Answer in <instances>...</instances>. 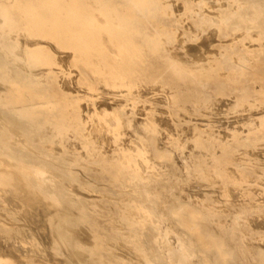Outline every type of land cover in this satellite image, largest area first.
Returning a JSON list of instances; mask_svg holds the SVG:
<instances>
[{"label":"rangeland","instance_id":"374dc122","mask_svg":"<svg viewBox=\"0 0 264 264\" xmlns=\"http://www.w3.org/2000/svg\"><path fill=\"white\" fill-rule=\"evenodd\" d=\"M79 1L81 3H83L85 10H87V11L91 10V7L88 4L87 0H86V2H84V0H79ZM101 1L104 2V4L112 6L114 12L117 14L118 18L121 21L120 25H119V29H121L123 31V34H125L127 37H129V39L131 40L133 45H136L138 47L137 48V52H138L137 54L138 55L133 56L134 59L132 58L130 61L132 63H128V65L131 67V71H132L131 76L129 77V81L131 80V78H133L134 80L132 79V82L146 83L147 85H153L156 82L157 83L160 82L159 84H161L165 87L171 88V90L173 92L174 101L172 100L169 104H166V105L155 104L154 105V107L156 108L155 113L156 114H163L164 115L163 121L169 117L170 120L168 118L167 121H165V122H168V121L170 122V123L168 122L169 129L172 127L170 130H172V132H174V134L179 133L178 137H180V138L175 137L176 140H174V137H172V134L170 132V133H168V135L171 134V136L169 135V137H168V135H166L165 138L161 140V143H160V139L157 140L155 138L151 139L149 143L147 142L146 147L147 148L151 147V148H149V152L150 151L152 152V153L151 152L149 153V157H150L149 161L151 164H154L156 162L154 165L157 164L156 166L159 170L157 169V170L153 171V173H152V170H145L144 171V174H145L144 180H142L141 176L136 174L134 171L132 172V170L129 166H127V167L122 166V167H120L121 169L120 168L117 169V167L111 166L110 164H108V166L106 167L107 164L98 161L100 158L99 155L102 156L103 149L106 145L105 142L107 140L105 141L106 136H104L105 135L104 132L106 133L107 128L105 125H103L104 123L103 124L100 123L101 124L100 125L99 123H96V122L94 123L95 127H92L94 124L93 125L89 124L90 127H87V126H89L88 123H82L81 122L82 120L79 117L81 114H85V111L87 112L88 111L87 108H89L91 105H88L89 106L88 107L87 103H84L87 106L86 107L84 104H83L84 106L82 105L84 107V110L82 109L83 107H79V105L75 106V105L79 104L76 97L73 96V94L70 95L68 93H65L64 91H63L64 93H61L62 89L61 88L59 89V85L55 81H52L50 79V77L48 79V82H46L45 84L36 85L34 89L27 90V93L34 91L35 95L44 96L45 99L56 101V105L52 106L51 108L49 106H41L44 109H46L47 107L50 108L48 110V113L46 115H44L45 120L47 119L45 121L46 125H44V129L33 130V131L28 130V132H27V130L21 128V124L19 125V122L17 121L18 122L17 123L16 119H15V121H13L14 120L13 118H9L7 115L4 116V115L0 114V124H3V125H0V170H2V171L4 170L3 172L7 173V175L10 178V181L7 184H0V201H1L0 202V218H8L10 220V223H12L11 224L12 227L11 226L6 227L5 231H8V234L10 235L6 241H4L2 239L3 234H2V232H0V245H2V247L0 246V248L3 249L4 247H6V249H10L11 248L10 246L12 245L11 251L14 252L15 254H18L15 252L17 249V251L20 254V255L18 254L17 256L16 255L14 256V254L10 251L11 254L15 257L16 260L14 259V261H16V262H14L12 260L13 256H10L11 258H5V259L0 258V263L1 264H15V263L18 264L19 262L17 260H19L20 262H22V264H42V263L43 264H52V263L53 264H55V263L59 264L61 262H62V264H65V263L66 264H84L85 262H86L85 264H89V263L90 264H93V263H95V264H108L106 262H109V261H110L109 264H128V263L129 264H140V262L138 260L142 261L143 260L142 258H145L148 261H151L153 259L160 261V254L159 253L164 250L165 243L167 242V241H165V238H164L163 234H161V233L164 230V228L170 224L171 227L173 226L172 228L175 227L174 231L176 232V237L179 238L185 244L186 248L190 252H192L195 255V257L200 261H203L205 259V260H208L214 264H220L219 263V258H220V260L224 261V264H228V263L229 264H239V263L240 264H251V263L252 264H259L258 262L262 258H264V245H263L264 244V237H263L264 236V227H263L264 224H262V222H260L264 218V202H263L264 198L261 199L262 197H264V186H263L264 180H261V179H264V154H263L264 153V136H263L264 135V128H263L264 127V106H263V104H264V96H263L264 95V79L255 80V79H253L251 73H252V71L259 68L260 62L264 60V0H256V1H254V0H242V1L241 0H229V1L228 0H209V2H208V0H204V1L203 0H194L195 2L193 0L192 1L191 0H173V1L172 0L171 1L170 0H101ZM255 2H258L259 6H256ZM185 3H186V5H185ZM178 4H180V5L178 6ZM207 4L208 5L210 4V5L205 7ZM211 4H212V6H211ZM213 5H214V7H213ZM180 6H181V8H180ZM195 6H196V8H195ZM191 8H193V9H191ZM174 11H175V13H174ZM216 12H218V13H216ZM203 21L206 25L203 23ZM6 26H7L6 19H4L3 17H0V42L2 43V44L0 43V51H2V52L5 51L6 49H11V48H9L10 44L8 43V41H9L10 37H8L9 35L6 31V28H7ZM231 26H232V28H231ZM1 29L4 30L5 32H2ZM184 30H187V31H184ZM221 31H223V32H221ZM159 32H161V33H159ZM212 32L214 34L216 33L215 38H214L215 35L212 34ZM178 33H179V35L180 34L181 35L179 36ZM197 33L199 34V36ZM207 34H210V36L209 35L207 36ZM211 35H213V36H211ZM6 37L8 40H6ZM199 37H200V39H199ZM208 37L209 38L212 37L213 39L212 38L208 39ZM235 38H236V40H235ZM161 41L162 42L164 41V43H162ZM176 41L179 42L180 44L177 43ZM197 41H198V43H196ZM202 41L206 42V43H204V42L201 43L202 45L203 44L206 45V44L211 43L210 45L205 46L207 51L205 50L204 45L202 46L201 44H199ZM238 41H240V42H238ZM233 42H236V43H233ZM198 44H199V47H198ZM252 46H254V47H252ZM183 47H184V49H183ZM185 47L188 48V51ZM256 47H257V49H256ZM196 48H197V50L200 49V52H199V50L198 51L195 50ZM177 49L180 51H178ZM192 49L195 51H193ZM12 50H14V49H12ZM196 51H197V53H196ZM209 51H210L211 55H210ZM174 52L176 54H173ZM198 52L200 53V55H198ZM205 52L208 54H206ZM248 52L250 54H248ZM204 53H205V55H204ZM51 54H52L51 55L52 57L56 56V54H54V53H51ZM192 54H194V55H192ZM68 56L67 57L65 56L66 60H64L65 59L64 56H62V58H61V59H63V62L64 61L66 62V64L68 62L66 67L69 66V63H70V61H68V60H70ZM177 56H178V58H177ZM58 57H61V56H58ZM199 57L201 58L200 61H199ZM67 58H68V60H67ZM218 58H219V60H218ZM137 59H139V60H137ZM179 59H181L180 62L176 61ZM182 59H184L185 61L183 62ZM190 60H191V62L188 63V61H190ZM202 61H204V63ZM143 62H145V64H143ZM177 62H179V63H177ZM64 63L62 64L63 66H65ZM182 63L184 65H182V68H181L180 66ZM161 65H162V67H161ZM7 66L8 67H10V66L15 67V64L11 63V61L9 59L4 58L3 56L1 57V54H0V69H2L3 67H7ZM164 66L167 68V70ZM145 67H146V69H145ZM249 67H251V68H249ZM206 70L208 73L206 72ZM69 72L70 73L68 74V78H70V79L68 80L69 81L68 84L71 83V81H72V83H74L75 78H72V77H75L74 76L75 74L72 75L73 74L72 71H69ZM217 72H219V74ZM139 73H140V75H139ZM142 73L145 75H143ZM138 76H143V77L145 76L146 79L143 77L138 78ZM22 78H23V76L19 75V79H22ZM210 78H212V80ZM2 83H3V80H2V77L0 76V85ZM255 83H256V86H255ZM177 87H179V88H177ZM260 88H262V89H260ZM174 91L175 92L177 91V92L175 93ZM186 92H187V94H186ZM193 92H194V94H193ZM258 93L262 96H260ZM175 96H178V97L175 98ZM173 97H172V99H173ZM192 97H194V98H192ZM240 97H242V98H240ZM254 97H255V99H254ZM262 97H263V99L260 100ZM68 98H69V100H68ZM135 98L138 102L137 103L138 105L139 104L140 105H142V104L147 105V103L149 104L151 102V100L148 99L147 97H143L140 95L135 96ZM257 98H259V99H257ZM140 99H142V100H140ZM139 100L141 103L139 102ZM147 100H149V101H147ZM190 100H191V102H190ZM40 101H42V100H40ZM142 101H143V103H142ZM176 101H177V103H176ZM222 101H224V102H222ZM74 102H76V103H74ZM98 102H100L99 105L104 104V101H102V100H100ZM221 102L223 103V106H222ZM220 103H221V105H220ZM229 103H231V104H229ZM177 104L178 105L181 104L182 108L180 105L178 106ZM206 104L208 106L211 105L209 109L206 106ZM213 104H214V106H213ZM238 104H239V106H238ZM159 105H161V106H159ZM176 105H177V107H176ZM204 105H205V107H204ZM216 105L218 106L217 108L220 110V112H218V114L221 113L220 116H218V114H215V113H217L216 111H218V109L215 107ZM260 105H262L261 108H259ZM71 106H73L72 109H71ZM219 106H221L222 108ZM169 108H171V109H169ZM174 108H176V109L178 108L179 111H178V109L176 110ZM180 108H181V110H180ZM78 109H80V110L78 111ZM183 109H184V111H183ZM206 109L208 110V112ZM142 110H143L142 108H139L138 114H141ZM160 110H161V112H160ZM167 110H168V112L165 113ZM169 110L171 111V114H168V113H170ZM203 110L206 112H204ZM245 110H246L247 114L244 113ZM69 111H71V112H69ZM72 111H74L75 113ZM76 111H78V112H76ZM163 111H164V113H163ZM259 111H260V113H259ZM72 113H74V114H72ZM78 113H80V114H78ZM200 113L201 114L203 113V114L201 115ZM207 113H209V116ZM212 113L215 114V116ZM245 114H246V118H244ZM186 115H187V118H185ZM211 115H213L214 117ZM238 116L240 119L239 122H238ZM206 117H208V118H206ZM232 117H233V119H235V117H236V119L233 121ZM181 118H182V120H181ZM194 118H196V119H194ZM217 118H219V120ZM222 118H224L225 120H223ZM251 118H252V121H250ZM188 119H190V120H188ZM199 119L200 120L205 119V120H202V122H200ZM214 119L218 120L220 123H223V124H226V122L229 124V122H230V125L228 127V124H226V125H224L225 127L223 126L224 128H222L223 124H220L218 121L214 122L215 121ZM66 120H68V121H66ZM193 120H196V121L194 122ZM206 120H208V121H206ZM204 121H206L208 123H206ZM171 122H173V123H171ZM81 123H82V125H80ZM190 123H191V125H190ZM234 123L236 125H234ZM238 123L241 125H237ZM96 124L97 125L99 124V125L96 126ZM166 124L167 123L163 122L164 126ZM193 124L196 126H194ZM69 125H71V126H69ZM102 125L105 127L102 128L103 127ZM168 125L165 126V128H167V129L164 128L165 131L168 130ZM200 125H201V127H200ZM202 125H204V126L206 125V126L203 127ZM213 125L214 126L217 125L220 128L218 127V130H217V127H214ZM242 125H243V128H242ZM256 125H257V127H255ZM239 126H240V128H239ZM75 127H76V129H74ZM86 127H87L88 132L85 129ZM97 127H101L100 129L98 128L99 131L98 130L97 131L100 132L99 133L100 136L101 137L103 136L105 139L103 137L102 138L100 137L99 139L98 138L96 139L97 141L95 140V138L97 136H99V134L95 130V129H97ZM181 127H182V129H181ZM183 127H185V128H183ZM17 128H19L20 130H18ZM88 128L90 131L88 130ZM173 128L176 131H174ZM10 129L13 131V133L10 132L11 131ZM192 129L194 132L192 131ZM198 129L200 131L203 129L202 132L205 129H207V131H210V133L212 134V136L210 137L211 139L209 137H206V136L200 137V131H198ZM213 129H214V131H213ZM238 129H240L241 131ZM17 130L19 131V133H17L18 132ZM91 130L92 131L94 130L95 133H97V134H95V133L93 134L94 131L92 132ZM100 130H102V132ZM29 131H30V133H29ZM221 131L224 132L223 133L224 135L221 134L222 133ZM214 132H217V133L215 134ZM28 133H29V135H28ZM218 133L222 137L220 135L218 137ZM15 134H17V137L15 136ZM102 134H104V135H102ZM194 135H196V136H194ZM94 136H96V137L94 138ZM213 136H215V137L217 136V137L214 138ZM257 136H259V137H257ZM33 137H35V138H33ZM202 138H203V140H202ZM206 138H207V140H206ZM101 139L104 140V143L102 142V145L98 144V143H101V141H103ZM19 140H21L23 142V144ZM76 140H78V141H76ZM156 140H157V142H156ZM81 141L83 143H81ZM164 141L165 142L168 141L167 142L168 145H166ZM69 142H71L72 145L68 144ZM74 142H75V144H79V142H80V144L75 145ZM96 142H98V143H96ZM30 143L32 145H30ZM63 143L71 145L70 148H69V146L67 147V145L65 146V144L63 145ZM163 143H164V145H163ZM97 144H98V147H97ZM170 144H171V146H170ZM75 146L77 147V149H79L78 146H80V149L77 150ZM161 146H165V147L162 148ZM198 146H200V147H198ZM204 146H206V148ZM52 147L54 149H56V147H57V150H56L57 152ZM48 148H49V150H48ZM72 148H73V150H72ZM91 148L96 150V154H94V156L92 155L93 153L91 152ZM156 148H158V150ZM207 148H209V149H207ZM216 148H219V149H216ZM89 149H90V151H89ZM201 149L203 151H201ZM29 150H30V152H29ZM210 151H211V153H210ZM215 151H218V152L215 153ZM247 151L251 154L247 153ZM244 153H245V155H244ZM257 153L259 154V156ZM204 154L205 155L207 154V155L204 157ZM223 154H225V155H223ZM238 155H239L240 160H238L239 158H237ZM212 156L214 158H212ZM94 157L98 158V159H97V161L93 162L92 160H96ZM195 157L198 159H196ZM229 158L231 159V161H229L230 160ZM242 158H244V159H242ZM62 159H64V160H62ZM194 159H196V160H194ZM252 159L254 161L255 160L256 161L254 162ZM244 160L246 163L251 162L250 163L251 165L246 164L244 162ZM259 161H261V162H259ZM137 162H140V161H137ZM159 163H160V165L158 166ZM178 163L180 165H176ZM256 163H258V164H256ZM83 164H85V165H83ZM102 164H104L105 167L102 166ZM233 164H235V165H233ZM238 164H240V165L243 164V165L240 166ZM186 165H189V167ZM213 165H215V166H213ZM220 165H221V167H219ZM246 165H247V167H246ZM81 166H82V168H81ZM225 166H226V168H225ZM11 168L13 171L11 170ZM105 168H106V170H105ZM115 168H116V170H114ZM198 168L199 169L201 168V169L199 170ZM209 168H210V170H209ZM227 168L230 170L228 171ZM182 169H183V171H180ZM80 170H82V171H80ZM96 170H98V171H96ZM99 170H101V172ZM235 170H238V171H235ZM255 170H257L258 173H256ZM171 171H173V172H171ZM192 171H193V173H192ZM207 171H209V172L212 171L213 173L210 172L211 173L210 174ZM128 172H132V179H133L132 185H128V184H125L123 182H119L117 180L119 177L125 176L126 173H128ZM157 172H159V173H157ZM229 172H230V174H229ZM225 173L227 175H224ZM10 174H12V178H11ZM47 174H48V176H47ZM114 174H115V176H114ZM253 174H254V176H253ZM258 174H260V175H258ZM117 175H118V177H117ZM155 175H156V177H155ZM209 175L213 179L211 178V180H210ZM70 176L73 178H71ZM93 176H94V178H93ZM248 176H249V178H248ZM77 177H79V178L81 177V178L79 179ZM221 177L223 178L222 180H221ZM238 177L240 180H243V181L240 182V180L237 179ZM225 178H227V179H225ZM45 179H47V180H45ZM114 179H115V181H114ZM202 179L204 181V182L202 181L204 184L201 182ZM251 179H252L253 183H252ZM170 180H171V182H169ZM190 180L192 181V183ZM233 180L235 181V183H233ZM107 181L108 182L110 181V182L108 183ZM212 181H213V184H211ZM258 181H259V184H257ZM215 182H216V184H215ZM193 183H196V184L194 185ZM197 183L201 184L202 187L203 186L204 187L202 188L199 185L198 189H197V185H198ZM211 185L213 186V188H209V187H212ZM234 185L236 186L237 189L236 188L234 189V187H235ZM241 185H243V186H241ZM184 186H185L186 190H185V188L182 189V187H184ZM229 186L230 187L234 186L232 189L235 190L236 192L231 191L232 189ZM251 186H254V187H251ZM110 187H111V189H110ZM193 187H194V189H193ZM199 187H201V188H199ZM189 188H190V190H189L190 193H188ZM238 188L239 189L241 188L240 189L241 191ZM214 189H215V191H214ZM259 189L261 190V192ZM3 190H5V191H3ZM229 190L231 191L232 194L230 193ZM93 191H95V192H93ZM208 191H209V193H208ZM26 192H27V194H26ZM193 192H196V193H193ZM200 192H203L202 195ZM226 192H228V193L226 194ZM132 193H134V194H132ZM161 193H163V194H161ZM182 193L185 195L188 194V197L185 195H182ZM249 193H250V195H249ZM33 194H34V196H33ZM121 194H122V196H121ZM189 194H191L192 196ZM240 194H243V195H240ZM151 195H152V197H151ZM162 195L165 197V199H163ZM198 195H199V199H198ZM208 195H210V196H208ZM229 195L233 196V197H230ZM238 195H240V196H238ZM96 196H97V199H96ZM110 196H112L113 198ZM120 196L122 197V199L123 198L124 199L126 198V199L125 200L123 199V201H121L122 199ZM183 196H185L187 199L185 197L183 198ZM235 196H237L238 198L240 197V198L236 200L237 197L235 198ZM241 196L246 197V200L244 197H243L244 198L243 199ZM40 197H41V199H40ZM118 197H119L120 201L118 200L117 202H119L120 204L117 203L116 200L114 201V199H117ZM159 197H161L162 199H160ZM166 197H168V198H166ZM193 197H196V198H193ZM200 197H202V198L204 197V199H203L204 201ZM249 197L251 198V202L253 203V205L250 202H248V201H250ZM129 198H131L130 202H129ZM205 198H206V200H205ZM217 198H219V199H217ZM241 198H242V201H240ZM17 199L20 201H18ZM210 199H212V200H210ZM228 199H229V201H228ZM260 199L263 201L261 202ZM75 200H76V202H75ZM163 200L167 203L165 204V202ZM197 200L198 201L200 200V201L197 202ZM215 200L216 201L218 200L219 202L218 201L217 202L220 203L221 205L220 204L218 205V203H216ZM244 200H245V202H244ZM41 201H43V202H41ZM92 201H93V203H92ZM131 201H133V204ZM183 201H185V202H183ZM255 201H256V203H255ZM257 201L259 203H257ZM95 202H99V204L95 203ZM173 202H175L176 204H174ZM205 202H207V203H205ZM228 202H231L230 204L232 206H229L230 204ZM43 203L45 205H43ZM73 203H75V204H73ZM200 203H202V204H200ZM224 203L226 205H224ZM31 204H32V206H31ZM109 204H111V207H113V208H111ZM129 204H131V205H129ZM198 204L201 206V208ZM207 204L209 205V207ZM222 204H223V206H222ZM245 204L247 206H245ZM92 205H94V206H92ZM158 205L160 207H158ZM191 205H192V207H190ZM30 206H31V208H30ZM99 206H100V208L104 206V208L100 209V208H98ZM138 206H139V208H138ZM216 206H217V208H220V207L221 208L217 209ZM224 206H225V208H223ZM196 207H197V209H196ZM248 207L250 209H248ZM35 208H36L37 213L35 212ZM53 208L55 209V211ZM110 208H111L112 213L109 210ZM188 208L194 209L197 212V214L193 218L194 226L191 227V229L188 226H186V224H184V220H181V219H185L187 217L188 214L185 212L188 210ZM198 208H200V211ZM228 208H230L231 210ZM104 209H106V210H104ZM131 209L133 211H131ZM162 209H164V210L166 209L167 211L166 210L163 211ZM207 209H209V210H207ZM215 209H217L218 211ZM237 209H238V211H237ZM39 210H43V211L40 212ZM63 210H64V212H63ZM90 210H91V212H90ZM46 211H48V212L50 211L49 212L50 214ZM147 211L148 212L152 211L157 216L156 217L157 219H153L151 224L149 222L146 223L144 220H142L143 219L142 216ZM202 211L205 213H202ZM209 211H210V213H209ZM216 211L218 212V215H216L217 214ZM220 211H224L226 213L223 212V214H222V212L220 213ZM27 212H28V214H27ZM163 212H166V213L164 214ZM39 213H41L42 216ZM45 213H46V215H44ZM134 213L136 216L134 215ZM82 214H84V215H82ZM116 214H117L118 218H117ZM224 214H226V215H224ZM228 214H231V215H228ZM250 214H252V215H250ZM39 215H40V218H39ZM110 216H112V218H109ZM260 216L262 217L261 219H260ZM33 217H34V219H33ZM60 217H62V218H60ZM105 217H106V219H105ZM181 217H184V218H181ZM237 217L241 221H239ZM250 217L252 220L250 219ZM255 217H256V221H255ZM42 218L44 219V222L46 221L45 222L46 224L42 221L43 220ZM77 218H78V220H77ZM179 218H181V219H179ZM230 218H231V220H230ZM257 218H258V220H257ZM70 219H72V220H70ZM108 219L109 220L111 219V220L109 221ZM140 219H141V222L142 221H144V222L141 223L139 221ZM159 219H160V222H157V221H159ZM234 219H235V221H234ZM35 220H37L38 223ZM119 220H120V222H119ZM31 221H32V223H31ZM40 221H42V222H40ZM126 221H127V224H126ZM137 221H138V223H136ZM168 221H169V223H168ZM238 221L242 224H238L237 223ZM243 221H245V223ZM263 221H264V219H263ZM39 222H40V224H39ZM75 222H77V223H75ZM27 223H29V225ZM113 223L115 224V226ZM121 223L124 227L121 225ZM260 223L262 224L261 225L262 227L261 226L259 227L257 225V224L260 225ZM41 224L44 227V229L41 226ZM93 224L95 226H93ZM128 224L130 226L132 225L133 227H130ZM142 224H144V225H142ZM145 224H146V226H148L150 224L149 225L150 227L148 226L147 228H145L146 227ZM212 224L215 228L213 226H211ZM216 224L218 225V227L215 226ZM45 225L47 226V228H45ZM117 225H119L118 226L119 228H114V227H117ZM120 225H121V227H120ZM195 225H200L198 228H200L199 232H201V233H199L197 231L198 228ZM254 225L258 226L257 227L258 229ZM38 226L40 228H38ZM143 226H144V228H143ZM201 226H203L202 229H201ZM207 226H208V228H207ZM29 227H32L33 230H35V228L37 229V230H35L36 235L34 234V231H32V229H30ZM41 227H42V229H41ZM98 227H99V229H97ZM212 227L214 228V230ZM253 227L255 228V230L253 229ZM0 228L2 231L4 227L1 226ZM47 229L49 230V232H47L48 231ZM208 229L210 231H208ZM215 229H217L216 230L217 232L215 231ZM76 230H78V231H76ZM81 230H83V231L87 230V231L83 232ZM101 230H103V231H101ZM126 230H128V231H126ZM229 230H230V232H229ZM93 231H95L96 233ZM114 231H115V233H114ZM213 231H215V233H216L214 236L210 234L211 232L213 234L214 233ZM257 231H258V233H257ZM70 232L73 234H71ZM103 232H106V233H103ZM108 232H110V235L108 234ZM121 232L123 235L121 234ZM132 232L134 235L132 234ZM196 232H198V233H196ZM233 232H235V233H233ZM125 233L126 234L128 233L127 236ZM204 233L207 234V238H206V235ZM208 233L210 235H208ZM217 233H218V236H217ZM53 234H54V236H53ZM61 234H62V236H61ZM86 234H88V236H86ZM219 234H220V236H219ZM27 235H28V237H27ZM34 235L38 239L36 237H34ZM77 235L81 238H78ZM89 235H90V237H89ZM200 235H202V237H204V235H205L204 239H202V237ZM91 236H92V238H91ZM49 237L52 240H49ZM154 237H155V239H154ZM199 237H201V238H199ZM28 238H30V239L28 240ZM66 238H68V239H66ZM85 238H86V242H84ZM96 238H97V240H96ZM215 238H219L222 241L224 239L225 240L224 242L226 245L224 244V242H222V246L221 245L217 246L218 244L215 243ZM44 239L47 243L44 241ZM83 239H84V241H83ZM87 239L88 240L90 239L89 242H93V243L91 244V243L87 242L88 241ZM152 239H153V241H152ZM205 239H207V240L209 239L210 242L208 243V241ZM212 239H214V240H212ZM38 240H39V242H38ZM203 240H205L206 242L205 241L203 242ZM126 241H127V243H126ZM259 241H261V242H259ZM228 242H229V245L231 244L230 246L228 245ZM233 242H234V244L232 245ZM80 243H83V244H80ZM87 243H89V246H91V248L89 246H87L88 245ZM121 243H122V245H121ZM198 243H200V244H198ZM210 243H212V244H210ZM45 244H48L50 247H48V245H45ZM98 244L100 246H98ZM108 244H110L112 246V248ZM112 244L115 245V247ZM197 244L199 245V247L196 246ZM257 244H258V246H256ZM23 245H24V247H23ZM92 245L94 246V248ZM116 245H118V247ZM247 245H249L250 247ZM262 245H263V247H262ZM27 246H30V247H27ZM209 246H211V247H209ZM18 247L20 248V251H19ZM40 247H42V249ZM134 247H136V248H134ZM230 247H233V250ZM149 248H151V249H149ZM246 248H248L249 251ZM13 249H14V251H13ZM28 249H30V252ZM98 249H100V250H98ZM103 249L106 252L102 251ZM130 250H134V251L131 252ZM236 250H238V251H236ZM111 251L112 252L115 251V252H113L114 255L112 254ZM46 252H48V253H46ZM120 252H121V254H120ZM128 252L130 253L131 258H128L129 257ZM234 252H236V253H234ZM74 253H76V254H74ZM108 253H109V255H107ZM124 253H128V254L126 255ZM220 254H222L221 257H220ZM21 255L24 257H20ZM51 255H52L51 259H50V257H47V256H51ZM121 255H122V257H121ZM123 255H126V256L124 257ZM132 255H134V258L136 260L139 257V259L137 260L138 262H136L134 260ZM235 255L239 260L235 257ZM18 256L21 259L17 258ZM76 256H77V258L78 257L79 258L77 259ZM110 256L112 259L110 258ZM136 256H137V258H136ZM86 257H89V258L87 259ZM94 257H97V258H95V260H94ZM35 258H36V260L37 259H39V260L36 261V260H34ZM84 258H86V259L83 260ZM98 258H100V259H98ZM127 259H129V260H127ZM51 260H52V263H50ZM56 260H58V261H56ZM70 260H72V261H70ZM88 260L90 262H88ZM132 260H134V261H132ZM114 261H117V262H114ZM142 262H141V264H142Z\"/></svg>","mask_w":264,"mask_h":264},{"label":"bare ground","instance_id":"6f19581e","mask_svg":"<svg viewBox=\"0 0 264 264\" xmlns=\"http://www.w3.org/2000/svg\"><path fill=\"white\" fill-rule=\"evenodd\" d=\"M68 1V0H67ZM171 1V0H170ZM173 1V0H172ZM192 1V0H191ZM194 1V0H193ZM204 1V0H203ZM229 1V0H228ZM242 1V0H241ZM254 1H256V0H254ZM253 1V2H254ZM87 2H88V4L90 5V7H91V10H89V11H87V10H85L84 9V5H83V3H81L79 0H76V4H75V12H74V17H70V19L68 20V18L66 17V16H62V15H58V12H54V11H52L53 9H55L56 8V4L54 3V2H51L50 4H49V9H50V12H46V13H41L40 11H37V10H35V9H33V8H30V7H28L29 9V11H27V17H26V19L24 20V19H22L23 21V23L25 24L23 27L25 28V32L24 33H22V34H14V35H10L9 34V29H7V33H8V37H10V38H12L13 40H17L18 41V49H14V50H12V49H6L5 51H0V54H1V57L3 56L4 58H7V59H9L10 61H11V63H14L15 64V67H3L2 69H0V76L2 77V80H3V83L0 85V114H2V115H4V116H6L5 115V111H7V110H9V111H20V112H27V111H32L33 110V107H35V106H49L50 108L52 107V106H55L56 105V101H52V100H48V99H45V97L44 96H40V95H35V92L34 91H31L30 93H27V90H32V89H34L35 88V86L36 85H40V84H45L46 82H48V79H49V77H50V79L52 80V81H55L58 85H59V89L61 88L62 89V92L61 93H68V94H70V95H72L73 94V96H75L76 97V99H77V101H78V103L79 104H77V105H75V106H78L79 105V107H83L85 104L84 103H87V106L88 105H91L89 108H87L88 109V111L86 112L85 111V114H81L79 117L81 118V122L82 123H88V125L90 124V125H93L95 122L96 123H104L103 125H105L106 126V133L104 132V134H102V135H104V136H106L104 139H105V143H106V145H105V147H104V149H103V153H102V156L101 155H99L100 156V158H99V162H102V163H105V164H107L106 165V167L108 166V164H110L111 166H114V167H117V169L118 168H120V167H122V166H129L130 168H131V170H132V172L134 171L136 174H138L139 176H141V178H142V180H144V171L145 170H152V173H153V171H155V170H157L158 168H157V164L156 165H154V164H151L150 163V161H149V159H150V157H149V153L151 152H149V148H151V147H149V148H147L146 147V145H147V142L149 143L150 142V140L151 139H153V138H155V139H160V143H161V140L162 139H164L165 138V136L166 135H168V133H170L171 132V134H172V137H174V140H176V138L175 137H178V135H179V133L177 134H174V132H172V130H170L169 129V125H168V122H165V121H167V119L169 118L167 115L168 114H171V111H170V113H168L166 116L168 117L166 120H164L163 121V117H164V115L163 114H156L155 113V110H156V108L154 107V105L155 104H163V105H166V104H169L172 100L174 101V97H173V92H172V90H171V88H169V87H165V86H163V85H161V84H159V83H155V84H153V85H147L146 83H140V82H132V79L133 78H131V80L129 81V77L131 76V73H132V71H131V67L128 65V63H132V62H130L131 61V59L133 58V56H137L138 54V52H137V46L136 45H133L132 44V42H131V40L129 39V37H127L125 34H123V31L121 30V29H119V25H120V19L118 18V16H117V14L114 12V10H113V8H112V6L111 5H107V4H104V2H102L101 0H87ZM164 2V1H163ZM188 2V1H187ZM195 2V1H194ZM207 2V1H206ZM208 2H209V0H208ZM229 3V2H228ZM240 3V2H239ZM256 3V6H259V4H258V2H255ZM192 4V3H191ZM169 5V4H168ZM180 4H178V6H179ZM185 5H186V3H185ZM210 5V4H209ZM208 4L205 6V7H207V6H209ZM224 5V4H223ZM177 6V7H178ZM182 6V5H181ZM181 6H180V8H181ZM211 6H212V4H211ZM210 6V7H211ZM222 6V5H221ZM220 6V7H221ZM239 6V5H238ZM169 7V6H168ZM193 7V6H192ZM213 7H214V5H213ZM217 7V6H216ZM223 7V6H222ZM225 7V6H224ZM190 8V7H189ZM194 8V7H193ZM193 8H191V9H193ZM195 8H196V6H195ZM174 9V8H173ZM178 9V8H177ZM183 9V8H182ZM153 10V9H152ZM260 10V9H259ZM191 11V10H190ZM196 11V10H195ZM205 11V10H204ZM177 12V11H176ZM180 12V11H179ZM194 12V11H193ZM174 13H175V11H174ZM197 13V12H196ZM207 13V12H206ZM216 13H218V12H216ZM221 13V12H220ZM44 14H48V16H44ZM168 14V13H167ZM177 14V13H176ZM175 14V15H176ZM184 14V13H183ZM195 14V13H194ZM215 14V13H214ZM169 15V14H168ZM167 15V16H168ZM209 15V14H208ZM207 15V16H208ZM212 15V14H211ZM177 16V15H176ZM180 16V15H179ZM233 16V15H232ZM180 18V17H179ZM178 18V19H179ZM189 19V18H188ZM183 20V19H182ZM186 20V19H185ZM204 20V19H203ZM167 21V20H166ZM173 21V20H172ZM187 21V20H186ZM223 21V20H222ZM184 22V21H183ZM207 22V21H206ZM219 22V21H218ZM232 22V21H231ZM3 23V22H2ZM186 23V22H185ZM190 23V22H189ZM200 23V22H199ZM203 23H204V21H203ZM213 23V22H212ZM222 23V22H221ZM196 24V23H195ZM198 24V23H197ZM205 24V23H204ZM214 24V23H213ZM202 25V24H201ZM206 25V24H205ZM227 25V24H226ZM225 25V26H226ZM241 26V25H240ZM7 28H8V26H6ZM205 27V26H204ZM203 27V28H204ZM207 27V26H206ZM184 28V27H183ZM202 28V29H203ZM231 28H232V26H231ZM242 29V28H241ZM2 30V29H1ZM208 30V29H207ZM151 31V30H150ZM184 31H187V30H184ZM224 31V30H223ZM223 31H221V32H223ZM2 32H5L4 30H2ZM173 32V31H172ZM192 32V31H191ZM196 32V31H195ZM203 32V31H202ZM215 32V31H214ZM228 32V31H227ZM257 32V31H256ZM159 33H161V32H159ZM190 33V32H189ZM230 33V32H229ZM235 33V32H234ZM258 33V32H257ZM5 34V33H4ZM198 34V33H197ZM212 34H214L213 32H212ZM216 34V33H215ZM214 34V35H215ZM256 34V33H255ZM178 35H179V33H178ZM181 35V34H180ZM179 35V36H180ZM210 36V34H207V36ZM229 35V34H228ZM158 36V35H157ZM198 36H199V34H198ZM211 36H213V35H211ZM178 37V36H177ZM216 37V35L214 36V38ZM229 37V36H228ZM247 37V36H246ZM249 37V36H248ZM207 38V37H206ZM210 38H212V37H210ZM209 37H208V39H210ZM178 39V38H177ZM199 39H200V37H199ZM203 39V38H202ZM207 39V40H208ZM213 39V38H212ZM227 39V38H226ZM235 40H236V38H235ZM183 41V40H182ZM209 41V40H208ZM212 41V40H211ZM215 41V40H214ZM162 42V41H161ZM177 42V41H176ZM204 41H202V42H200L199 44H201V43H203ZM231 42V41H230ZM238 42H240V41H238ZM1 43V42H0ZM4 43V42H3ZM69 43V44H68ZM162 43H164V41L162 42ZM177 43H179V42H177ZM196 43H198V41L196 42ZM204 43H206V42H204ZM216 43V42H215ZM224 43V42H223ZM233 43H236V42H233ZM250 43V42H249ZM258 43V42H257ZM256 43V44H257ZM260 43V42H259ZM2 44V43H1ZM176 44V43H175ZM180 44V43H179ZM199 44H198V47H199ZM211 43H209V44H206V45H204V48H205V50H206V47L205 46H207V45H210ZM213 44V43H212ZM226 44V43H225ZM68 45H69V47H70V49H68ZM202 45V44H201ZM202 45V46H203ZM234 45V44H233ZM241 45V44H240ZM255 45V44H254ZM180 46V45H179ZM246 46V45H245ZM250 46V45H249ZM72 47H74V49L72 48ZM176 47V46H175ZM189 47V46H188ZM191 47V46H190ZM194 47V46H193ZM192 47V48H193ZM233 47V46H232ZM252 47H254V46H252ZM260 47V46H259ZM186 48V47H185ZM209 48V47H208ZM172 49V48H171ZM183 49H184V47H183ZM187 49V51H188V48H186ZM211 49V48H210ZM239 49V48H238ZM256 49H257V47H256ZM178 50V49H177ZM193 50V49H192ZM195 50H197V48L195 49ZM195 50H193V51H195ZM199 50V52H200V49H198ZM197 50V51H198ZM167 51V50H166ZM175 51V50H174ZM178 51H180V50H178ZM197 51H196V53H197ZM207 51V50H206ZM212 51V50H211ZM214 51V50H213ZM245 51V50H244ZM254 51V50H253ZM176 52V51H175ZM173 53V54H176V53ZM191 52V51H190ZM198 52V55H200V53ZM218 52V51H217ZM222 52V51H221ZM255 52V51H254ZM50 53V54H49ZM51 53H54V54H56V56L54 57H52L51 55ZM172 53V52H171ZM181 53V52H180ZM206 53V52H205ZM205 53H204V55H205ZM209 53H210V51H209ZM224 53V52H223ZM246 53V52H245ZM252 53V52H251ZM195 54V53H194ZM194 54H192V55H194ZM206 54H208V53H206ZM213 54V53H212ZM216 54V53H215ZM222 54V53H221ZM248 54H250L249 52H248ZM70 56V60H68V58H67V60L68 61H70V63H69V66H67L66 67V65L68 64V62H67V64H66V62L64 63L63 62V59H61L62 58V56ZM178 55V54H177ZM187 55V54H186ZM190 55V54H189ZM196 55V54H195ZM210 55H211V53H210ZM209 55V56H210ZM58 56H61V57H58ZM68 56V57H69ZM181 56V55H180ZM203 56V55H202ZM201 56V57H202ZM256 56V55H255ZM66 57H65V59L64 60H66ZM182 57V56H181ZM224 57V56H223ZM222 57V58H223ZM227 57V56H226ZM234 57V56H233ZM238 57V56H237ZM254 57V56H253ZM172 58V57H171ZM170 58V59H171ZM177 58H178V56H177ZM183 58V57H182ZM217 58V57H216ZM247 58V57H246ZM257 58V57H256ZM134 59V58H133ZM173 59V58H172ZM176 59V58H175ZM186 59V58H185ZM200 57H199V61H200ZM221 59V58H220ZM242 59V58H241ZM251 59V58H250ZM255 59V58H254ZM62 60V61H61ZM136 60V59H135ZM137 60H139V59H137ZM180 60L181 59H179V60H176V61H179L180 62ZM205 60V59H204ZM218 60H219V58H218ZM246 60V59H245ZM150 61V60H149ZM148 61V62H149ZM182 61L184 62L185 60L184 59H182ZM198 61V60H197ZM196 61V62H197ZM214 61V60H213ZM151 62V61H150ZM153 62V61H152ZM175 62V61H174ZM179 62H177V63H179ZM187 62V61H186ZM189 62H191V60L190 61H188V63ZM203 63H204V61H202ZM65 64V66H63L62 64ZM135 63V62H134ZM155 63V62H154ZM198 63V62H197ZM240 63V62H239ZM143 64H145V62H143ZM147 64V63H146ZM152 64V63H151ZM158 64V63H157ZM148 65V64H147ZM182 65H184L183 63L181 64V68H182ZM240 65V64H239ZM251 65V64H250ZM142 66V65H141ZM214 66V65H213ZM241 66V65H240ZM136 67V66H135ZM143 67V66H142ZM147 67V66H146ZM146 67H145V69H146ZM155 67V66H154ZM161 67H162V65H161ZM165 67V66H164ZM248 67V66H247ZM255 67V66H254ZM152 68V67H151ZM166 68V67H165ZM210 68V67H209ZM217 68V67H216ZM249 68H251V67H249ZM140 69V68H139ZM148 69V68H147ZM150 69V68H149ZM246 69V68H245ZM141 70V69H140ZM166 70H167V68H166ZM186 70V69H185ZM184 70V71H185ZM69 71H72V75H74L75 77H72V78H75L74 79V83H72V81H71V83H69L68 84V80L70 79V78H68V74L70 73ZM211 71V70H210ZM251 71V70H250ZM137 72V71H136ZM143 72V71H142ZM149 72V71H148ZM187 72V71H186ZM206 72H207V70H206ZM220 72V71H219ZM219 72H217L218 74H219ZM150 73V72H149ZM208 73V72H207ZM222 73V72H221ZM233 73V72H232ZM70 74V75H71ZM143 74V73H142ZM141 74V75H142ZM147 74V73H146ZM203 74V73H202ZM215 74V73H214ZM224 74V73H223ZM252 77H253V79H255V80H261V79H264V60L263 61H261L260 62V66H259V68H257L256 70H254V71H252ZM19 75H22L23 76V78L22 79H19ZM133 75V74H132ZM136 75V74H135ZM139 75H140V73H139ZM143 75H145V74H143ZM208 75V74H207ZM222 75V74H221ZM169 76V75H168ZM224 76V75H223ZM222 76V77H223ZM227 76V75H226ZM140 77H143V76H138V78H140ZM143 78H145V76L143 77ZM173 78V77H172ZM203 78V77H202ZM137 79V78H136ZM146 79V78H145ZM211 80H212V78H210ZM21 80V81H20ZM73 80V79H72ZM134 80V79H133ZM158 80V79H157ZM156 80V81H157ZM160 80V79H159ZM225 80V79H224ZM162 81V80H161ZM192 81V80H191ZM164 82V81H163ZM204 83V82H203ZM211 83V82H210ZM50 84V83H49ZM56 84V85H57ZM166 84V83H165ZM181 84V83H180ZM212 84V83H211ZM263 84V83H262ZM171 85V84H170ZM189 85V84H188ZM208 85V84H207ZM48 86V85H47ZM172 86V85H171ZM170 86V87H171ZM255 86H256V83H255ZM258 86V85H257ZM182 87V86H181ZM221 87V86H220ZM259 87V86H258ZM177 88H179V87H177ZM216 88V87H215ZM185 89V88H184ZM221 89V88H220ZM260 89H262V88H260ZM53 90V89H52ZM58 90V89H57ZM188 90V89H187ZM222 90V89H221ZM59 91V90H58ZM64 91V92H63ZM223 91V90H222ZM255 91V90H254ZM175 92V91H174ZM177 92V91H176ZM175 92V93H176ZM192 92V91H191ZM257 92V91H256ZM217 93V92H216ZM263 93V92H262ZM186 94H187V92H186ZM193 94H194V92H193ZM206 94V93H205ZM243 94V93H242ZM255 94V93H254ZM259 94V93H258ZM137 95H140V96H143V97H147L148 99H150L151 100V102L148 104L147 103V105H138L137 103V100H136V98H135V96H137ZM179 95V94H178ZM208 95V94H207ZM257 95V94H256ZM260 95V94H259ZM181 96V95H180ZM179 96V97H180ZM186 96V95H185ZM260 96H262V95H260ZM259 96V97H260ZM264 96V95H263ZM172 97H173V99H172ZM176 97H178V96H175V98ZM184 97V96H183ZM185 98V97H184ZM192 98H194V97H192ZM196 98V97H195ZM234 98V97H233ZM240 98H242V97H240ZM246 98V97H245ZM182 99V98H181ZM231 99V98H230ZM248 99V98H247ZM252 99V98H251ZM254 99H255V97H254ZM257 99H259V98H257ZM263 99V97L260 99V100H262ZM40 100H42V101H40ZM68 100H69V98H68ZM100 100H102V101H104V104L103 105H99V103L100 102H98V101H100ZM140 100H142V99H140ZM140 100H139V102H140ZM146 100V99H145ZM178 100V99H177ZM219 100V99H218ZM250 100V99H249ZM147 101H149V100H147ZM183 101V100H182ZM145 102V101H144ZM190 102H191V100H190ZM195 102V101H194ZM222 102H224V101H222ZM221 102V103H222ZM74 103H76V102H74ZM141 103V102H140ZM142 103H143V101H142ZM146 103V102H145ZM176 103H177V101H176ZM198 103V102H197ZM221 103H220V105H221ZM228 103V102H227ZM84 104V105H83ZM202 104V103H201ZM200 104V105H201ZM229 104H231V103H229ZM228 104V105H229ZM69 105V104H68ZM83 105V106H82ZM172 105V104H171ZM178 105V104H177ZM177 105H176V107H177ZM180 106H181V104H179ZM178 105V106H179ZM189 105V104H188ZM193 105V104H192ZM227 105V106H228ZM233 105V104H232ZM235 105V104H234ZM241 105V104H240ZM250 105V104H249ZM86 106V105H85ZM86 106V107H87ZM159 106H161V105H159ZM191 106V105H190ZM189 106V107H190ZM196 106V105H195ZM199 106V105H198ZM206 106L208 107V109L210 108V106H208L207 104H206ZM213 106H214V104H213ZM222 106H223V103H222ZM238 106H239V104H238ZM253 106V105H252ZM261 106L262 105H260V107L259 108H261ZM263 106H264V104H263ZM49 107H47L46 109H45V111H48L50 108ZM72 107L73 106H71V109H72ZM85 107V108H86ZM157 107V106H156ZM163 107V106H162ZM161 107V108H162ZM167 107V106H166ZM165 107V108H166ZM173 107V106H172ZM200 107V106H199ZM204 107H205V105H204ZM216 108L218 107L217 105L215 106ZM219 107H221V106H219ZM233 107V106H232ZM243 107V106H242ZM70 108V107H69ZM139 108H142L143 110L141 111V114H138L139 112ZM164 108V107H163ZM179 108V107H178ZM177 108V109H178ZM181 108H182V106H181ZM181 108H180V110H181ZM222 108V107H221ZM234 108V107H233ZM232 108V109H233ZM70 109V110H71ZM83 110H84V107L82 108ZM167 109V108H166ZM169 109H171V108H169ZM174 109H176V108H174ZM176 109V110H177ZM185 109V108H184ZM184 109H183V111H184ZM212 109V108H211ZM214 109V108H213ZM218 109V108H217ZM216 109V110H217ZM242 109V108H241ZM74 110V109H73ZM80 109H78V111H79ZM86 110V109H85ZM164 110V109H163ZM188 110V109H187ZM207 110V109H206ZM215 110V111H216ZM222 110V109H221ZM226 110V109H225ZM78 111H76V112H78ZM178 111H179V109H178ZM191 111V110H190ZM204 111V110H203ZM211 111V110H210ZM227 111V110H226ZM256 111V110H255ZM261 111V110H260ZM260 111H259V113H260ZM69 112H71V111H69ZM72 112H74V111H72ZM143 112V113H142ZM160 112H161V110H160ZM159 112V113H160ZM168 112V110L165 112V113H167ZM198 112V111H197ZM204 112H206V111H204ZM203 112V113H204ZM207 112H208V110H207ZM217 113H215V114H218V112H220V110L218 109V111H216ZM222 112V111H221ZM225 112V111H224ZM75 113V112H74ZM74 113H72V114H74ZM81 113V112H80ZM80 113H78V114H80ZM158 113V112H157ZM163 113H164V111H163ZM179 113V112H178ZM192 113V112H191ZM195 113V112H194ZM202 113V114H203ZM244 113H246V110H245V112ZM254 113V112H253ZM258 113V112H257ZM71 114V115H72ZM136 114V115H135ZM184 114V113H183ZM201 114V113H200ZM201 114V115H202ZM208 114V116H209V113H207ZM213 114V113H212ZM215 114H213L214 116H215ZM221 114V113H220ZM220 114H218V116H220ZM223 114V113H222ZM241 114V113H240ZM247 114V113H246ZM246 114H245V117L244 118H246ZM255 114V113H254ZM253 114V115H254ZM76 115V114H75ZM138 115V116H137ZM182 115V114H181ZM213 115H211V116H213ZM252 115V114H251ZM21 116H27V114H24V115H21ZM77 116V115H76ZM75 116V117H76ZM170 116V115H169ZM183 116V115H182ZM189 116V115H188ZM197 116V115H196ZM213 116V117H214ZM172 117V116H171ZM175 117V116H174ZM194 117V116H193ZM192 117V118H193ZM251 117V116H250ZM185 118H187V115L185 116ZM191 118V119H192ZM197 118V117H196ZM196 118H194V119H196ZM205 118V117H204ZM206 118H208V117H206ZM243 118V119H244ZM5 119V118H4ZM79 119V118H78ZM165 119V118H164ZM172 119V118H171ZM174 119V118H173ZM178 119V118H177ZM210 119V118H209ZM212 119V118H211ZM218 120H219V118H217ZM223 120H225L224 118H222ZM232 119H233V117H232ZM235 119H236V117H235ZM235 119H233V121L235 120ZM242 119V118H241ZM6 120V119H5ZM17 120V119H16ZM169 120H170V118H169ZM176 120V119H175ZM181 120H182V118H181ZM187 120V119H186ZM188 120H190V119H188ZM200 120V119H199ZM202 120H205V119H201L200 120V122H202ZM215 120V119H214ZM218 120H215L214 122H216V121H218ZM221 120V119H220ZM222 120V121H223ZM231 120V119H230ZM239 116H238V122H239ZM246 120V119H245ZM250 120V119H249ZM254 120V119H253ZM4 121V120H3ZM13 121H15V119L13 120ZM12 121V122H13ZM20 121V120H19ZM25 121V120H24ZM66 121H68V120H66ZM173 121V120H172ZM194 122L196 121V120H193ZM206 121H208V120H206ZM206 121H204V122H206ZM250 121H252V118H251V120ZM257 121V120H256ZM17 122V121H16ZM15 122V123H16ZM26 122H27V120H26ZM163 122L164 123H167L166 125H168V130H164V128H165V126L163 125ZM175 122V121H174ZM184 122V121H183ZM219 122V121H218ZM242 122V121H241ZM6 123V122H5ZM18 123V122H17ZM16 123V124H17ZM64 123V122H63ZM82 123L80 124V125H82ZM170 123V122H169ZM171 123H173V122H171ZM186 123V122H185ZM184 123V124H185ZM206 123H208V122H206ZM210 123V122H209ZM220 123V122H219ZM233 123V122H232ZM244 123V122H243ZM257 123V122H256ZM12 124V123H11ZM29 124V123H28ZM68 124V123H67ZM66 124V125H67ZM98 124V125H99ZM187 124V123H186ZM197 124V123H196ZM201 124V123H200ZM215 124V123H214ZM217 124V123H216ZM220 124H223V123H220ZM226 124H228L227 122H226ZM226 124H223L222 125V128H224L225 126L224 125H226ZM0 125H3V124H0ZM20 125V124H19ZM18 125V126H19ZM48 125V124H47ZM90 125L89 126H87V127H90ZM97 124H96V126H98ZM101 125V124H100ZM102 125V126H103ZM190 125H191V123H190ZM194 125V124H193ZM219 125V124H218ZM229 125H230V122H229V124H228V127H229ZM232 125V124H231ZM234 125H236L235 123H234ZM233 125V126H234ZM237 125H241V124H237ZM11 126V125H10ZM17 126V125H16ZM22 126H23V124H22ZM25 126V125H24ZM38 126V125H37ZM40 126V125H39ZM50 126V125H49ZM69 126H71V125H69ZM105 126H103L102 128H104ZM194 126H196V125H194ZM199 126V125H198ZM203 127H205L204 125H202ZM211 126V125H210ZM214 126V125H213ZM212 126V127H213ZM220 126V125H219ZM219 126H214V127H217V130H218V127ZM224 126V127H223ZM3 127V126H2ZM31 127H32V125H31ZM44 127V126H43ZM87 127L85 128L86 129V131H87ZM92 127H95V124L92 126ZM178 127V126H177ZM200 127H201V125H200ZM199 127V128H200ZM213 127V128H214ZM221 127V126H220ZM219 127V128H220ZM227 127V128H228ZM255 127H257V125L255 126ZM11 128V127H10ZM16 128V127H15ZM42 128V127H41ZM54 128V127H53ZM98 128L100 129L101 127H97V129H95L96 131L98 130ZM183 128H185V127H183ZM196 128V127H195ZM207 128V127H206ZM238 128V127H237ZM239 128H240V126H239ZM242 128H243V125H242ZM264 128V127H263ZM18 130H20L19 128H17ZM44 129V128H43ZM74 129H76V127L74 128ZM91 129V128H90ZM165 129H167V128H165ZM174 129V128H173ZM181 129H182V127H181ZM191 129V128H190ZM197 129V128H196ZM208 129V128H207ZM207 129H205L203 132H202V130L200 131L199 129H198V131H200V137H211L212 136V134L210 133V131H207ZM210 129V128H209ZM2 130V129H1ZM11 130V129H10ZM17 130V131H18ZM88 130H89V128H88ZM105 130V129H104ZM184 130V129H183ZM186 130V129H185ZM229 130V129H228ZM237 130V129H236ZM238 130H240V129H238ZM24 131V130H23ZM30 131H31V129H30ZM30 131H29V133H30ZM44 131V130H43ZM90 131V130H89ZM92 131V130H91ZM94 131V130H93ZM92 131V132H93ZM99 131V130H98ZM97 131V133L99 134L100 132H98ZM101 132H102V130H100ZM174 131H176L175 129H174ZM192 131H193V129H192ZM213 131H214V129H213ZM224 131V130H223ZM241 131V130H240ZM10 132H12L13 133V131L11 130ZM28 132V131H27ZM46 132V131H45ZM56 132V131H55ZM67 132V131H66ZM88 132V131H87ZM178 132V131H177ZM194 132V131H193ZM192 132V133H193ZM218 132V131H217ZM217 132H214L215 134L217 133ZM222 132V131H221ZM232 132V131H231ZM11 133V134H12ZM17 133H19V131L17 132ZM26 133V132H25ZM29 133H28V135H29ZM39 133V132H38ZM64 133V132H63ZM95 133V131L93 132V134ZM97 133H95V134H97ZM224 132H222L221 134H223ZM37 134V133H36ZM55 134V133H54ZM62 134V133H61ZM81 134V133H80ZM84 134V133H83ZM88 134V133H87ZM91 134V133H90ZM171 134H169L170 136H171ZM195 134V133H194ZM227 134V133H226ZM225 134V135H226ZM27 135V134H26ZM31 135V134H30ZM42 135V134H41ZM49 135V134H48ZM57 135V134H56ZM85 135V134H84ZM169 135H168V137H169ZM219 133H218V137H219ZM224 135V134H223ZM251 135V134H250ZM15 136L17 137V134H15ZM73 136V135H72ZM90 136V135H89ZM88 136V137H89ZM93 136V135H92ZM194 136H196V135H194ZM193 136V137H194ZM221 136V135H220ZM264 136V135H263ZM19 137V136H18ZM41 137V136H40ZM96 136H94V138H95ZM101 136H100V134H99V136H97L96 138H95V140L98 138H100ZM101 137V138H102ZM214 138H216L215 136H213ZM222 137V136H221ZM229 137V136H228ZM227 137V138H228ZM252 137V136H251ZM257 137H259V136H257ZM33 138H35V137H33ZM73 138V137H72ZM78 138V137H77ZM84 138V137H83ZM82 138V139H83ZM178 138H180V137H178ZM17 139V138H16ZM19 139V138H18ZM30 139V138H29ZM93 139V138H92ZM173 139V138H172ZM193 139V138H192ZM205 139V138H204ZM211 139V138H210ZM13 140V139H12ZM33 140V139H32ZM67 140V139H66ZM101 140H103V139H101ZM157 140H156V142H157ZM181 140V139H180ZM202 140H203V138H202ZM206 140H207V138H206ZM222 140V139H221ZM254 140V139H253ZM256 140V139H255ZM19 141H21V140H19ZM37 141V140H36ZM76 141H78V140H76ZM80 141V140H79ZM86 141V140H85ZM89 141V140H88ZM91 141V140H90ZM97 141V140H96ZM166 141V140H165ZM164 141V142H165ZM209 141V140H208ZM214 141V140H213ZM231 141V140H230ZM252 141V140H251ZM22 142V141H21ZM72 142V141H71ZM71 142H69L68 144H71ZM102 142L104 143V140L103 141H101V143H98V142H96V143H98V144H100V145H102ZM168 142V141H167ZM167 142H165V144L166 145H168L167 144ZM250 142V141H249ZM253 142V141H252ZM15 143V142H14ZM73 143V142H72ZM81 143H83L82 141H81ZM95 143V144H96ZM9 144V143H8ZM22 144H23V142H22ZM65 143H63V145H64ZM68 144H65V146L67 145V147L69 146V148H70V146L72 145H68ZM74 144H75V142H74ZM79 144H80V142H79ZM79 144H75V145H79ZM86 144V143H85ZM98 144H97V147H98ZM159 144V143H158ZM226 144V143H225ZM247 144V143H246ZM16 145V144H15ZM30 145H32L31 143H30ZM34 145V144H33ZM82 145V144H81ZM161 145V144H160ZM163 145H164V143H163ZM173 145V144H172ZM215 145V144H214ZM9 146V145H8ZM87 146V145H86ZM170 146H171V144H170ZM220 146V145H219ZM73 147V146H72ZM76 147V146H75ZM92 147V146H91ZM157 147V146H156ZM160 147V146H159ZM162 148H164L165 146H161ZM197 147V146H196ZM198 147H200V146H198ZM205 148H206V146H204ZM210 147V146H209ZM259 147V146H258ZM37 148V147H36ZM53 148V147H52ZM78 148L80 149V146H78ZM90 148V147H89ZM161 148V149H162ZM213 148V147H212ZM229 148V147H228ZM248 148V147H247ZM54 149V148H53ZM76 149H77V147H76ZM79 149H77V150H79ZM82 149V148H81ZM157 150H158V148H156ZM160 149V150H161ZM166 149V148H165ZM207 149H209V148H207ZM216 149H219V148H216ZM233 149V148H232ZM48 150H49V148H48ZM55 151L57 150V147H56V149H54ZM67 150V149H66ZM72 150H73V148H72ZM75 150V149H74ZM151 150V149H150ZM159 150V151H160ZM26 151V150H25ZM32 151V150H31ZM89 151H90V149H89ZM162 151V150H161ZM170 151V150H169ZM201 151H203L202 149H201ZM206 151V150H205ZM204 151V152H205ZM230 151V150H229ZM236 151V150H235ZM243 151V150H242ZM246 151V150H245ZM29 152H30V150H29ZM57 152V151H56ZM60 152V151H59ZM62 152V151H61ZM72 152V151H71ZM70 152V153H71ZM74 152V151H73ZM83 152V151H82ZM91 152L93 153H91L93 156H94V154H96V150L95 149H93V148H91ZM171 152V151H170ZM207 152V151H206ZM216 152H218V151H215V153ZM257 152V151H256ZM255 152V153H256ZM34 153V152H33ZM75 153V152H74ZM152 153V152H151ZM210 153H211V151H210ZM221 153V152H220ZM228 153V152H227ZM226 153V154H227ZM246 153V152H245ZM245 153H244V155H245ZM247 153H249L248 151H247ZM253 153V152H252ZM18 154V153H17ZM56 154V153H55ZM77 154V153H76ZM84 154V153H83ZM98 154V153H97ZM236 154V153H235ZM241 154V153H240ZM243 154V153H242ZM249 154H251V153H249ZM254 154V153H253ZM258 154V153H257ZM264 154V153H263ZM207 155V154H206ZM205 154H204V157L206 156ZM223 155H225V154H223ZM228 155V154H227ZM255 155V154H254ZM96 156V155H95ZM98 156V155H97ZM151 156V155H150ZM201 156V155H200ZM249 156V155H248ZM256 156V155H255ZM258 156H259V154H258ZM84 157V156H83ZM202 157V156H201ZM219 157V156H218ZM247 157V156H246ZM95 158V157H94ZM152 158V157H151ZM196 158V157H195ZM212 158H214L213 156H212ZM225 158V157H224ZM223 158V159H224ZM237 158H239V155H238V157ZM248 158V157H247ZM255 158V157H254ZM257 158V157H256ZM40 159V158H39ZM49 159V158H48ZM65 159V158H64ZM64 159H62V160H64ZM96 160H92L93 162L94 161H97V159L98 158H95ZM196 159H198V158H196ZM196 159H194V160H196ZM217 159V158H216ZM222 159V158H221ZM230 159V158H229ZM242 159H244V158H242ZM263 159V158H262ZM87 160V159H86ZM176 160V159H175ZM174 160V161H175ZM206 160V159H205ZM208 160V159H207ZM238 160H240V158L238 159ZM237 160V161H238ZM248 160V159H247ZM253 160V159H252ZM47 161V160H46ZM67 161V160H66ZM69 161V160H68ZM137 161H140V162H137ZM154 161V160H153ZM202 161V160H201ZM226 161V160H225ZM224 161V162H225ZM229 161H231V159L229 160ZM235 161V160H234ZM243 161V160H242ZM241 161V162H242ZM254 161V160H253ZM252 161V162H253ZM256 161V160H255ZM254 161V162H255ZM3 162V161H2ZM1 162V163H2ZM18 162V161H17ZM49 162V161H48ZM137 162V163H136ZM152 162V161H151ZM166 162V161H165ZM193 162V161H192ZM191 162V163H192ZM196 162V161H195ZM244 162H245V160H244ZM259 162H261V161H259ZM73 163V162H72ZM158 163V162H157ZM163 163V162H162ZM175 163V162H174ZM173 163V164H174ZM199 163V162H198ZM203 163V162H202ZM229 163V162H228ZM246 163V162H245ZM251 162H249V163H246V164H250ZM23 164V163H22ZM232 164V163H231ZM237 164V163H236ZM256 164H258V163H256ZM68 165V164H67ZM83 165H85V164H83ZM160 165V163L158 164V166ZM176 165H180L179 163L178 164H176ZM205 165V164H204ZM209 165V164H208ZM233 165H235V164H233ZM238 165H240V164H238ZM243 165V164H242ZM242 165H240V166H242ZM251 165V164H250ZM255 165V164H254ZM87 166V165H86ZM102 166H104V164H102ZM101 166V167H102ZM183 166V165H182ZM186 166H188L189 167V165H186ZM199 166V165H198ZM201 166V165H200ZM213 166H215V165H213ZM223 166V165H222ZM229 166V165H228ZM8 167V166H7ZM84 167V166H83ZM88 167V166H87ZM95 167V166H94ZM105 167V166H104ZM110 167V166H109ZM171 167V166H170ZM204 167V166H203ZM208 167V166H207ZM206 167V168H207ZM219 167H221V165L219 166ZM230 167V166H229ZM228 167V168H229ZM246 167H247V165H246ZM262 167V166H261ZM81 168H82V166H81ZM91 168V167H90ZM179 168V167H178ZM192 168V167H191ZM211 168V167H210ZM210 168H209V170H210ZM217 168V167H216ZM225 168H226V166H225ZM227 168V170L229 171L230 169H228ZM255 168V167H254ZM4 169V168H3ZM87 169V168H86ZM93 169V168H92ZM121 169V168H120ZM119 169V170H120ZM163 169V168H162ZM180 169V168H179ZM186 169V168H185ZM199 169V168H198ZM201 169V168H200ZM199 169V170H200ZM205 169V168H204ZM214 169V168H213ZM221 169V168H220ZM224 169V168H223ZM244 169V168H243ZM242 169V170H243ZM11 170H12V168H11ZM39 170V169H38ZM78 170V169H77ZM103 170V169H102ZM105 170H106V168H105ZM113 170V169H112ZM114 170H116V168L114 169ZM159 170V169H158ZM222 170V169H221ZM220 170V171H221ZM226 170V171H227ZM249 170V169H248ZM260 170V169H259ZM263 170V169H262ZM261 170V171H262ZM4 171V170H3ZM2 170H0V184H7L9 181H10V178H9V176L7 175V173H4ZM13 171V170H12ZM80 171H82V170H80ZM86 171V170H85ZM96 171H98V170H96ZM100 172H101V170H99ZM180 171H183V169L182 170H180ZM189 171V170H188ZM203 171V170H202ZM235 171H238V170H235ZM256 171V173H258L257 172V170H255ZM37 172V171H36ZM99 172V173H100ZM132 172H128V173H126V175L125 176H123V177H119L117 180L119 181V182H123V183H125V184H128V185H132L133 184V179H132ZM160 172V171H159ZM159 172H157V173H159ZM171 172H173V171H171ZM207 172H209V171H207ZM210 172H212V171H210ZM209 172V173H210ZM224 172V171H223ZM233 172V171H232ZM38 173V172H37ZM43 173V172H42ZM52 173V172H51ZM50 173V174H51ZM81 173V172H80ZM104 173V172H103ZM147 173V172H146ZM150 173V172H149ZM156 173V172H155ZM188 173V172H187ZM192 173H193V171H192ZM197 173V172H196ZM201 173V172H200ZM213 173V172H212ZM222 173V172H221ZM220 173V174H221ZM240 173V172H239ZM261 173V172H260ZM148 174V173H147ZM177 174V173H176ZM183 174V173H182ZM181 174V175H182ZM211 174V173H210ZM229 174H230V172H229ZM233 174V173H232ZM11 175V178H12V174H10ZM41 175V174H40ZM165 175V174H164ZM187 175V174H186ZM191 175V174H190ZM198 175V174H197ZM205 175V174H204ZM215 175V174H214ZM224 175H227L226 173L224 174ZM237 175V174H236ZM240 175V174H239ZM258 175H260V174H258ZM18 176V175H17ZM47 176H48V174H47ZM46 176V177H47ZM54 176V175H53ZM114 176H115V174H114ZM206 176V175H205ZM216 176V175H215ZM221 176V175H220ZM253 176H254V174H253ZM43 177V176H42ZM71 177V176H70ZM76 177V176H75ZM83 177V176H82ZM90 177V176H89ZM108 177V176H107ZM117 177H118V175H117ZM155 177H156V175H155ZM186 177V176H185ZM190 177V176H189ZM235 177V176H234ZM257 177V176H256ZM255 177V178H256ZM261 177V176H260ZM14 178V177H13ZM41 178V177H40ZM56 178V177H55ZM63 178V177H62ZM71 178H73V177H71ZM77 178H79V177H77ZM81 178V177H80ZM79 178V179H80ZM93 178H94V176H93ZM110 178V177H109ZM204 178V177H203ZM209 178H210V180H211V176L209 175ZM208 178V179H209ZM218 178V177H217ZM246 178V177H245ZM248 178H249V176H248ZM258 178V177H257ZM44 179V178H43ZM83 179V178H82ZM104 179V178H103ZM207 179V178H206ZM213 179V178H212ZM223 178L221 177V180H222ZM225 179H227V178H225ZM237 179H239V177L237 178ZM45 180H47V179H45ZM50 180V179H49ZM48 180V181H49ZM58 180V179H57ZM113 180V179H112ZM197 180V179H196ZM220 180V179H219ZM240 180V179H239ZM238 180V181H239ZM246 180V179H245ZM255 180V179H254ZM259 180V179H258ZM261 180H264V179H261ZM44 181V180H43ZM111 181V180H110ZM109 181V182H110ZM114 181H115V179H114ZM191 181V180H190ZM203 181V179L201 180V182ZM214 181V180H213ZM213 181H212V183L211 184H213ZM225 181V180H224ZM229 181V180H228ZM241 181H243V180H240V182ZM250 181V180H249ZM251 181H252V179H251ZM15 182V181H14ZM51 182V181H50ZM108 182V181H107ZM108 182V183H109ZM169 182H171V180L169 181ZM204 182V181H203ZM202 182V183H203ZM261 182V181H260ZM100 183V182H99ZM104 183V182H103ZM151 183V182H150ZM191 183H192V181H191ZM219 183V182H218ZM217 183V184H218ZM233 183H235V181L233 180ZM239 183V182H238ZM244 183V182H243ZM251 183V182H250ZM252 183H253V181H252ZM255 183V182H254ZM263 183V182H262ZM39 184V183H38ZM55 184V183H54ZM59 184V183H58ZM111 184V183H110ZM118 184V183H117ZM120 184V183H119ZM183 184V183H182ZM194 185L196 184V183H193ZM198 185H197V189H198V186L200 185L201 187H202V185L201 184H199V183H197ZM204 184V183H203ZM215 184H216V182H215ZM222 184V183H221ZM220 184V185H221ZM232 184V183H231ZM246 184V183H245ZM257 184H259V181H258V183ZM45 185V184H44ZM84 185V184H83ZM181 185V184H180ZM191 185V184H190ZM207 185V184H206ZM23 186V185H22ZM21 186V187H22ZM47 186V185H46ZM51 186V185H50ZM57 186V185H56ZM71 186V185H70ZM153 186V185H152ZM183 186V185H182ZM212 186V185H211ZM215 186V185H214ZM218 186V185H217ZM216 186V187H217ZM231 186V185H230ZM229 186V187H230ZM235 186V185H234ZM233 186V187H234ZM241 186H243V185H241ZM245 186V185H244ZM257 186V185H256ZM263 186H264V184H263ZM14 187V186H13ZM75 187V186H74ZM84 187V186H83ZM108 187V186H107ZM133 187V186H132ZM155 187V186H154ZM190 187V186H189ZM201 187H199V188H201ZM204 187V186H203ZM202 187V188H203ZM206 187V186H205ZM233 187H230L231 189L233 188ZM249 187V186H248ZM251 187H254V186H251ZM15 188V187H14ZM49 188V187H48ZM57 188V187H56ZM59 188V187H58ZM61 188V187H60ZM76 188V187H75ZM127 188V187H126ZM185 188V186L184 187H182V189H184ZM209 188H213V186L212 187H209ZM221 188V187H220ZM228 188V187H227ZM229 188V189H230ZM236 188V186L234 187V189ZM73 189V188H72ZM110 189H111V187H110ZM133 189V188H132ZM193 189H194V187H193ZM218 189V188H217ZM224 189V188H223ZM222 189V190H223ZM230 189V190H231ZM237 189V188H236ZM239 189V188H238ZM241 189V188H240ZM239 189V190H240ZM247 189V188H246ZM250 189V188H249ZM253 189V188H252ZM71 190V189H70ZM69 190V191H70ZM75 190V189H74ZM86 190V189H85ZM103 190V189H102ZM114 190V189H113ZM128 190V189H127ZM131 190V189H130ZM137 190V189H136ZM185 190H186V188H185ZM190 190V188L188 189V191ZM221 190V189H220ZM226 190V189H225ZM229 190V191H230ZM257 190V189H256ZM260 190V189H259ZM3 191H5V190H3ZM21 191V190H20ZM123 191V190H122ZM125 191V190H124ZM132 191V190H131ZM130 191V192H131ZM159 191V190H158ZM164 191V190H163ZM198 191V190H197ZM214 191H215V189H214ZM219 191V190H218ZM228 191V192H229ZM231 191H233V192H236L235 190H231ZM231 191H230V193H231ZM241 191V190H240ZM252 191V190H251ZM10 192V191H9ZM75 192V191H74ZM93 192H95V191H93ZM185 192V191H184ZM199 192V191H198ZM213 192V191H212ZM228 192H226V194L228 193ZM239 192V191H238ZM243 192V191H242ZM247 192V191H246ZM253 192V191H252ZM257 192V191H256ZM259 192V191H258ZM260 192H261V190H260ZM48 193V192H47ZM63 193V192H62ZM61 193V194H62ZM73 193V192H72ZM76 193V192H75ZM127 193V192H126ZM188 193H190V191L188 192ZM193 193H196V192H193ZM201 193V195H202V193L203 192H200ZM206 193V192H205ZM208 193H209V191H208ZM215 193V192H214ZM218 193V192H217ZM216 193V194H217ZM240 193V192H239ZM251 193V192H250ZM250 193H249V195H250ZM254 193V192H253ZM26 194H27V192H26ZM96 194V193H95ZM105 194V193H104ZM125 194V193H124ZM132 194H134V193H132ZM155 194V193H154ZM161 194H163V193H161ZM165 194V193H164ZM187 194V193H186ZM192 194V193H191ZM191 194H189V195H191ZM207 194V193H206ZM212 194V193H211ZM221 194V193H220ZM232 194V193H231ZM234 194V193H233ZM238 194V193H237ZM236 194V195H237ZM245 194V193H244ZM258 194V193H257ZM261 194V193H260ZM5 195V194H4ZM16 195V194H15ZM36 195V194H35ZM50 195V194H49ZM48 195V196H49ZM70 195V194H69ZM79 195V194H78ZM81 195V194H80ZM127 195V194H126ZM144 195V194H143ZM176 195V194H175ZM182 195H185V194H183L182 193ZM194 195V194H193ZM200 195V196H201ZM213 195V194H212ZM240 195H243V194H240ZM240 195H238V196H240ZM3 196V195H2ZM33 196H34V194H33ZM40 196V195H39ZM51 196V195H50ZM121 196H122V194H121ZM120 196V197H121ZM134 196V195H133ZM136 196V195H135ZM160 196V195H159ZM163 196V195H162ZM185 196H187L188 197V194L187 195H185ZM185 196H183V198L185 197ZM192 196V195H191ZM190 196V197H191ZM197 196V195H196ZM208 196H210V195H208ZM217 196V195H216ZM225 196V195H224ZM228 196V195H227ZM230 196V195H229ZM247 196V195H246ZM262 196V195H261ZM260 196V197H261ZM69 197V196H68ZM77 197V196H76ZM84 197V196H83ZM106 197V196H105ZM110 197H112V196H110ZM131 197V196H130ZM151 197H152V195H151ZM182 197V196H181ZM218 197V196H217ZM230 197H233V196H230ZM237 196H235V198H236ZM242 198L244 197V196H241ZM251 197V196H250ZM249 197V199H250V201H248V202H250L252 205H253V203L251 202V198ZM253 197V196H252ZM255 197V196H254ZM38 198V197H37ZM88 198V197H87ZM113 198V197H112ZM160 199H162L161 197H159ZM166 198H168V197H166ZM186 198V197H185ZM193 198H196V197H193ZM192 198V199H193ZM202 200L204 199V197L202 198V197H200ZM240 198V197H239ZM238 197L236 198V200L237 199H239ZM242 198H241V200L240 201H242ZM245 198V200H246V197H244ZM243 198V199H244ZM259 198V197H258ZM264 197H262L261 199H263ZM36 199V198H35ZM39 199V198H38ZM40 199H41V197H40ZM86 199V198H85ZM96 199H97V196H96ZM100 199V198H99ZM107 199V198H106ZM111 199V198H110ZM121 199H122V197H121ZM124 199V198H123ZM123 199L121 200V201H123ZM126 199V198H125ZM124 199V200H125ZM130 199L131 198H129V202H130ZM158 199V198H157ZM156 199V200H157ZM159 199V200H160ZM163 199H165V197L163 196ZM187 199V198H186ZM191 199V200H192ZM198 199H199V195H198ZM200 199V200H201ZM215 199V198H214ZM217 199H219V198H217ZM260 199V201L262 202L263 200H261ZM18 200V199H17ZM67 200V199H66ZM65 200V201H66ZM90 200V199H89ZM109 200V199H108ZM112 200V199H111ZM110 200V201H111ZM116 200V202L119 200V197L117 198V199H114V201ZM158 200V201H159ZM180 200V199H179ZM182 200V199H181ZM185 200V199H184ZM199 200V201H200ZM205 200H206V198H205ZM208 200V199H207ZM210 200H212V199H210ZM209 200V201H210ZM226 200V199H225ZM233 200V199H232ZM235 200V199H234ZM245 200H244V202H245ZM255 200V199H254ZM253 200V201H254ZM10 201V200H9ZM18 201H20V200H18ZM37 201V200H36ZM55 201V200H54ZM79 201V200H78ZM84 201V200H83ZM113 201V200H112ZM120 201V200H119ZM128 201V200H127ZM164 201V200H163ZM162 201V202H163ZM189 201V200H188ZM198 200H197V202H199ZM204 201V200H203ZM218 201V200H217ZM216 200H215V202L216 203H218ZM228 201H229V199H228ZM1 202V201H0ZM41 202H43V201H41ZM70 202V201H69ZM75 202H76V200H75ZM108 202V201H107ZM132 202V204H133V201H131ZM165 202V201H164ZM181 202V201H180ZM183 202H185V201H183ZM195 202V201H194ZM234 202V201H233ZM247 202V203H248ZM264 202V201H263ZM3 203V202H2ZM8 203V202H7ZM11 203V202H10ZM92 203H93V201H92ZM95 203H98L99 204V202H95ZM117 203H119V202H117ZM167 202H165V204H166ZM170 203V202H169ZM168 203V204H169ZM174 204H176L175 202H173ZM172 203V204H173ZM205 203H207V202H205ZM214 203V202H213ZM229 204L231 203V202H228ZM236 203V202H235ZM240 203V202H239ZM238 203V204H239ZM242 203V202H241ZM255 203H256V201H255ZM257 203H259L258 201H257ZM17 204V203H16ZM42 204V203H41ZM65 204V203H64ZM73 204H75V203H73ZM97 204V205H98ZM120 204V203H119ZM128 204V203H127ZM196 204V203H195ZM194 204V205H195ZM200 204H202V203H200ZM204 204V203H203ZM220 203H218V205H219ZM234 204V203H233ZM261 204V203H260ZM40 205V204H39ZM43 205H45L44 203H43ZM69 205V204H68ZM72 205V204H71ZM77 205V204H76ZM79 205V204H78ZM110 205V207H111V204H109ZM108 205V206H109ZM124 205V204H123ZM129 205H131V204H129ZM137 205V204H136ZM199 205V204H198ZM208 205V204H207ZM206 205V206H207ZM215 205V204H214ZM221 205V204H220ZM224 205H226L225 203H224ZM237 205V204H236ZM240 205V204H239ZM243 205V204H242ZM251 205V206H252ZM255 205V204H254ZM19 206V205H18ZM31 206H32V204H31ZM31 206H30V208H31ZM92 206H94V205H92ZM102 206V205H101ZM165 206V205H164ZM200 206V205H199ZM198 206V207H199ZM222 206H223V204H222ZM229 206H232L231 204L229 205ZM238 206V205H237ZM245 206H247L246 204H245ZM244 206V207H245ZM2 207V206H1ZM5 207V206H4ZM14 207V206H13ZM21 207V206H20ZM43 207V206H42ZM54 207V206H53ZM70 207V206H69ZM82 207V206H81ZM96 207V206H95ZM126 207V206H125ZM129 207V206H128ZM158 207H160L159 205H158ZM190 207H192V205L190 206ZM204 207V206H203ZM208 207H209V205H208ZM219 207V206H218ZM235 207V206H234ZM240 207V206H239ZM253 207V206H252ZM19 208V207H18ZM37 208V207H36ZM36 208H35V212H36ZM74 208V207H73ZM88 208V207H87ZM98 208H100V206L98 207ZM104 208V206L103 207H101L100 209H103ZM111 208H113V207H111ZM111 208L109 209L110 211H111ZM138 208H139V206H138ZM163 208V207H162ZM200 208H201V206H200ZM200 208H198L199 209V211H200ZM214 208V207H213ZM216 208H217V206H216ZM221 208V207H220ZM220 208H217V209H220ZM223 208H225V206L223 207ZM246 208V207H245ZM256 208V207H255ZM262 208V207H261ZM17 209V208H16ZM44 209V208H43ZM54 209V208H53ZM64 209V208H63ZM89 209V208H88ZM123 209V208H122ZM126 209V208H125ZM196 209H197V207H196ZM211 209V208H210ZM217 209H215V210H217ZM228 209H230V208H228ZM248 209H250L249 207H248ZM38 210V209H37ZM47 210V209H46ZM93 210V209H92ZM104 210H106V209H104ZM114 210V209H113ZM127 210V209H126ZM137 210V209H136ZM135 210V211H136ZM163 211H165L164 209H162ZM202 210V209H201ZM207 210H209V209H207ZM212 210V209H211ZM226 210V209H225ZM231 210V209H230ZM255 210V209H254ZM40 212L41 211H43V210H39ZM38 211V212H39ZM54 211H55V209H54ZM69 211V210H68ZM129 211V210H128ZM131 211H133L132 209H131ZM167 211V210H166ZM198 211V210H197ZM218 211V210H217ZM216 211V212H217ZM237 211H238V209H237ZM46 212H48V211H46ZM50 212V211H49ZM48 212V213H49ZM63 212H64V210H63ZM70 212V211H69ZM90 212H91V210H90ZM138 212V211H137ZM212 212V211H211ZM215 212V211H214ZM222 212V214H223V212L224 211H220V213ZM260 212V211H259ZM37 213V212H36ZM44 213V212H43ZM52 213V212H51ZM54 213V212H53ZM95 213V212H94ZM98 213V212H97ZM111 213H112V211H111ZM116 213V212H115ZM164 214L166 213V212H163ZM175 213V212H174ZM185 213H187L188 215H187V217L185 218V219H181V218H184V217H181V218H179V219H181V220H184V224H186V226H188L190 229H191V227H193L194 226V222H193V218L195 217V215L197 214V212H196V210H194V209H190V208H188V210L185 212ZM202 213H205V212H203L202 211ZM209 213H210V211H209ZM208 213V214H209ZM213 213V212H212ZM224 213H226V212H224ZM27 214H28V212H27ZM33 214V213H32ZM39 214H41V213H39ZM50 214V213H49ZM65 214V213H64ZM75 214V213H74ZM132 214V213H131ZM137 214V213H136ZM236 214V213H235ZM34 215V214H33ZM44 215H46V213L44 214ZM71 215V214H70ZM82 215H84V214H82ZM122 215V214H121ZM120 215V216H121ZM134 215H135V213H134ZM133 215V216H134ZM167 215V214H166ZM216 215H218V212H217V214ZM224 215H226V214H224ZM228 215H231V214H228ZM233 215V214H232ZM250 215H252V214H250ZM41 216H42V214H41ZM48 216V215H47ZM64 216V215H63ZM67 216V215H66ZM65 216V217H66ZM90 216V215H89ZM100 216V215H99ZM103 216V215H102ZM101 216V217H102ZM105 216V215H104ZM113 216V215H112ZM112 216H110L109 218H112ZM116 216H117V214H116ZM136 216V215H135ZM138 216V215H137ZM204 216V215H203ZM23 217V216H22ZM45 217V216H44ZM43 217V218H44ZM77 217V216H76ZM157 216H156V214L154 213V212H145V214L142 216V220H144L146 223L147 222H149L150 224L152 223V220L153 219H157L156 218ZM165 217V216H164ZM179 217V216H178ZM258 217V216H257ZM39 218H40V215H39ZM42 218V219H43ZM60 218H62V217H60ZM72 218V217H71ZM75 218V217H74ZM103 218V217H102ZM117 218H118V216H117ZM116 218V219H117ZM122 218V217H121ZM166 218V217H165ZM238 218V217H237ZM262 217L260 216V219H261ZM28 219V218H27ZM33 219H34V217H33ZM59 219V218H58ZM95 219V218H94ZM101 219V218H100ZM104 219V218H103ZM105 219H106V217H105ZM171 219V218H170ZM225 219V218H224ZM248 219V218H247ZM250 219H251V217H250ZM254 219V218H253ZM264 219V218H263ZM263 219H262V221H260V222H262V224H264L263 222ZM30 220V219H29ZM61 220V219H60ZM70 220H72V219H70ZM77 220H78V218H77ZM97 220V219H96ZM109 220V219H108ZM111 220V219H110ZM109 220V221H110ZM230 220H231V218H230ZM238 220L239 221H241L239 218H238ZM252 220V219H251ZM257 220H258V218H257ZM36 222H37V220H35ZM43 222H44V219L42 220ZM42 221H40V222H42ZM100 221V220H99ZM105 221V220H104ZM117 221V220H116ZM128 221V220H127ZM127 221H126V224H127ZM133 221V220H132ZM136 221V220H135ZM140 222H141V219L139 220ZM144 221H142V222H144ZM170 221V220H169ZM169 221H168V223H169ZM234 221H235V219H234ZM237 222L238 224H242V223H240V222ZM255 221H256V217H255ZM9 222V221H8ZM40 222H39V224H40ZM46 222V221H45ZM44 222V223H45ZM107 222V221H106ZM119 222H120V220H119ZM139 222V223H140ZM141 222V223H142ZM157 222H160V219H159V221H157ZM219 222V221H218ZM224 222V221H223ZM226 222V221H225ZM244 223H245V221H243ZM248 222V221H247ZM254 222V221H253ZM258 222V221H257ZM10 223V222H9ZM31 223H32V221H31ZM38 223V222H37ZM75 223H77V222H75ZM99 223V222H98ZM131 223V222H130ZM136 223H138V221L136 222ZM172 223V222H171ZM182 223V222H181ZM200 223V222H199ZM228 223V222H227ZM249 223V222H248ZM12 224V223H11ZM28 225H29V223H27ZM46 224V223H45ZM88 224V223H87ZM91 224V223H90ZM111 224V223H110ZM114 224V223H113ZM120 224V223H119ZM133 224V223H132ZM149 224V225H150ZM222 224V223H221ZM225 224V223H224ZM235 224V223H234ZM253 224V223H252ZM261 223H260V225L259 224H257L259 227L262 225ZM38 225V224H37ZM103 225V224H102ZM121 225H122V223H121ZM121 225H120V227H121ZM129 225V224H128ZM142 225H144V224H142ZM148 225V224H147ZM148 225V226H149ZM170 225V224H169ZM169 225H167L165 228H164V230L162 231V233L161 234H163V236H164V238H165V241H167L166 243H165V246H164V250L162 251V252H158L159 254H160V261H157V260H155V259H153V260H151V261H148V260H146L145 258H142L143 260V262L141 261V260H138L139 259V257L137 258V256H136V258H137V260L140 262V264H141V262H142V264H214V263H212V262H210V261H208V260H203V261H200V260H198L196 257H195V255L192 253V252H190L187 248H186V246H185V244L179 239V238H177L176 237V232L174 231L175 229V227L174 228H172L171 227V225L169 226ZM205 225V224H204ZM220 225V224H219ZM227 225V224H226ZM248 225V224H247ZM36 226V225H35ZM41 226H42V224H41ZM89 226V225H88ZM93 226H95L94 224H93ZM108 226V225H107ZM114 226H115V224H114ZM113 226V227H114ZM119 225H117V227H114V228H119L118 227ZM123 226V225H122ZM127 226V225H126ZM130 226V225H129ZM145 226H146V224H145ZM148 226H146L145 228H147ZM195 226H197V228L200 226V225H195ZM206 226V225H205ZM211 226H213V224L211 225ZM215 226H217L218 227V225L216 224ZM222 226V225H221ZM231 226V225H230ZM256 228L258 227V226H256V225H254ZM12 227V226H11ZM37 227V226H36ZM43 227V226H42ZM42 227H41V229H42ZM111 227V226H110ZM124 227V226H123ZM122 227V228H123ZM130 227H133L132 225L130 226ZM150 227V226H149ZM159 227V226H158ZM202 227L203 226H201V229H202ZM214 227V226H213ZM212 227V228H213ZM225 227V226H224ZM229 227V226H228ZM243 227V226H242ZM262 227V226H261ZM264 227V226H263ZM26 228V227H25ZM30 229H32V227H29ZM38 228H40L39 226H38ZM45 228H47V226L45 225ZM77 228V227H76ZM80 228V227H79ZM86 228V227H85ZM96 228V227H95ZM128 228V227H127ZM143 228H144V226H143ZM207 228H208V226H207ZM210 228V227H209ZM215 228V227H214ZM214 228H213V230H214ZM43 229H44V227H43ZM72 229V228H71ZM82 229V228H81ZM87 229V228H86ZM97 229H99V227L97 228ZM125 229V228H124ZM123 229V230H124ZM187 229V228H186ZM199 229L200 228H198L197 229V231L199 232ZM242 229V228H241ZM253 229L255 230V228L253 227ZM258 229V228H257ZM16 230V229H15ZM35 230H37L36 228H35ZM35 230H33L32 229V231H34V234L36 233L35 232ZM46 230V229H45ZM48 230V229H47ZM113 230V229H112ZM146 230V229H145ZM188 230V229H187ZM204 230V229H203ZM212 230V229H211ZM217 229H215V231H216ZM72 231V230H71ZM76 231H78V230H76ZM75 231V232H76ZM80 231V230H79ZM81 231H83V230H81ZM84 231H87V230H84ZM83 231V232H84ZM101 231H103V230H101ZM117 231V230H116ZM119 231V230H118ZM126 231H128V230H126ZM125 231V232H126ZM190 231V230H189ZM202 231V230H201ZM205 231V230H204ZM207 231V230H206ZM208 231H210L209 229H208ZM215 231H213L214 233L212 234V232L210 233L211 235H215L216 233H215ZM225 231V230H224ZM260 231V230H259ZM262 231V230H261ZM17 232V231H16ZM47 232H49V230L47 231ZM93 232H95V231H93ZM92 232V233H93ZM120 232V231H119ZM130 232V231H129ZM154 232V231H153ZM160 232V231H159ZM178 232V231H177ZM181 232V231H180ZM198 232H196V233H198ZM217 232V231H216ZM221 232V231H220ZM229 232H230V230H229ZM54 233V232H53ZM71 233V232H70ZM86 233V232H85ZM88 233V232H87ZM96 233V232H95ZM103 233H106V232H103ZM114 233H115V231H114ZM117 233V232H116ZM199 233H201V232H199ZM203 233V232H202ZM207 233V232H206ZM208 233V235H210ZM233 233H235V232H233ZM257 233H258V231H257ZM256 233V234H257ZM260 233V232H259ZM28 234V233H27ZM49 234V233H48ZM55 234V233H54ZM54 234H53V236H54ZM59 234V233H58ZM71 234H73V233H71ZM77 234V233H76ZM84 234V233H83ZM108 234L110 235V232H108ZM121 234H122V232H121ZM126 234V233H125ZM124 234V235H125ZM128 234V233H127ZM127 234H126V236H127ZM132 234H133V232H132ZM178 234V233H177ZM205 234V233H204ZM224 234V233H223ZM230 234V233H229ZM243 234V233H242ZM29 235V234H28ZM28 235H27V237H28ZM36 235V234H35ZM34 235V237H36ZM96 235V234H95ZM123 235V234H122ZM134 235V234H133ZM192 235V234H191ZM206 235V238H207V234H205ZM205 235H204V237H205ZM222 235V234H221ZM227 235V234H226ZM259 235V234H258ZM25 236V235H24ZM23 236V237H24ZM42 236V235H41ZM47 236V235H46ZM61 236H62V234H61ZM69 236V235H68ZM67 236V237H68ZM72 236V235H71ZM83 236V235H82ZM86 236H88V234H86ZM103 236V235H102ZM132 236V235H131ZM147 236V235H146ZM158 236V235H157ZM156 236V237H157ZM197 236V235H196ZM201 237H202V235H200ZM217 236H218V233H217ZM216 236V237H217ZM219 236H220V234H219ZM229 236V235H228ZM43 237V236H42ZM48 237V236H47ZM64 237V236H63ZM77 237L78 238H81V237H79L78 235H77ZM89 237H90V235H89ZM104 237V236H103ZM124 237V236H123ZM195 237V236H194ZM201 237H199V238H201ZM204 237H202V239H204ZM223 237V236H222ZM264 237V236H263ZM26 238V237H25ZM37 238V237H36ZM44 238V237H43ZM73 238V237H72ZM91 238H92V236H91ZM118 238V237H117ZM121 238V237H120ZM134 238V237H133ZM193 238V237H192ZM211 238V237H210ZM30 238H28V240H29ZM38 239V238H37ZM57 239V238H56ZM66 239H68V238H66ZM129 239V238H128ZM131 239V238H130ZM140 239V238H139ZM154 239H155V237H154ZM198 239V238H197ZM201 239V240H202ZM242 239V238H241ZM247 239V238H246ZM258 239V238H257ZM26 240V239H25ZM49 240H52V239H50V237H49ZM62 240V239H61ZM79 240V239H78ZM88 240V239H87ZM90 240V239H89ZM89 240L87 241V242H89ZM92 240V239H91ZM96 240H97V238H96ZM124 240V239H123ZM194 240V239H193ZM205 240H207V239H205ZM205 240H203V242L205 241ZM212 240H214V239H212ZM232 240V239H231ZM21 241V240H20ZM23 241V240H22ZM44 241H45V239H44ZM48 241V240H47ZM83 241H84V239H83ZM99 241V240H98ZM120 241V240H119ZM122 241V240H121ZM125 241V240H124ZM152 241H153V239H152ZM208 241V243L210 242L209 241V239L207 240ZM225 240L223 239V241L221 240V239H219V238H215V243L216 244H218L217 246H219V245H221L222 246V242H224ZM32 242V241H31ZM38 242H39V240H38ZM46 242V241H45ZM44 242V243H45ZM57 242V241H56ZM84 242H86V238H85V241ZM106 242V241H105ZM123 242V241H122ZM194 242V241H193ZM198 242V241H197ZM206 242V241H205ZM259 242H261V241H259ZM28 243V242H27ZM47 243V242H46ZM59 243V242H58ZM89 243H93V242H89ZM89 243H87L88 245L87 246H89ZM95 243V242H94ZM102 243V242H101ZM100 243V244H101ZM126 243H127V241H126ZM195 243V242H194ZM202 243V242H201ZM231 243V242H230ZM241 243V242H240ZM258 243V242H257ZM3 244V243H2ZM25 244V243H24ZM40 244V243H39ZM49 244V243H48ZM48 244H45V245H48ZM60 244V243H59ZM80 244H83V243H80ZM90 244V245H91ZM107 244V243H106ZM105 244V245H106ZM111 244V243H110ZM110 244H108V245H110ZM125 244V243H124ZM196 244V243H195ZM198 244H200V243H198ZM196 245V246H198L199 247V245ZM210 244H212V243H210ZM224 244H225V242H224ZM234 244V242L232 243V245ZM246 244V243H245ZM254 244V243H253ZM256 244V243H255ZM9 245V244H8ZM22 245V244H21ZM31 245V244H30ZM42 245V244H41ZM51 245V244H50ZM74 245V244H73ZM86 245V244H85ZM113 245V244H112ZM121 245H122V243H121ZM130 245V244H129ZM226 245V244H225ZM228 245H229V242H228ZM231 245V244H230ZM229 245V246H230ZM264 245V244H263ZM263 245H262V247H263ZM1 247H2V245H0ZM93 246V245H92ZM98 246H100L99 244H98ZM111 246V245H110ZM114 247H115V245H113ZM117 247H118V245H116ZM138 246V245H137ZM212 246V245H211ZM211 246H209V247H211ZM247 246H249V245H247ZM246 246V247H247ZM256 246H258V244L256 245ZM9 247V246H8ZM11 248L9 249L10 251L12 250V245L10 246ZM23 247H24V245H23ZM27 247H30V246H27ZM48 247H50L49 245H48ZM90 248H91V246H89ZM103 247V246H102ZM108 247V246H107ZM122 247V246H121ZM124 247V246H123ZM143 247V246H142ZM203 247V246H202ZM213 247V246H212ZM250 247V246H249ZM19 248V247H18ZM41 249H42V247H40ZM65 248V247H64ZM93 248H94V246H93ZM96 248V247H95ZM99 248V247H98ZM111 248H112V246H111ZM125 248V247H124ZM133 248V247H132ZM134 248H136V247H134ZM157 248V247H156ZM230 248H232V250H233V247H230ZM1 250H4V249H2V248H0ZM102 249V248H101ZM107 249V248H106ZM105 249V250H106ZM109 249V248H108ZM123 249V248H122ZM130 249V248H129ZM149 249H151V248H149ZM246 249H248V248H246ZM7 249H5V252H9V251H6ZM29 250V252H30V249H28ZM85 250V249H84ZM98 250H100V249H98ZM125 250V249H124ZM13 251H14V249H13ZM19 251H20V248H19ZM23 251V250H22ZM41 251V250H40ZM47 251V250H46ZM62 251V250H61ZM97 251V250H96ZM102 251H104V249L102 250ZM108 251V250H107ZM120 251V250H119ZM126 251V250H125ZM129 251V250H128ZM131 252L132 251H134V250H130ZM236 251H238V250H236ZM248 251H249V249H248ZM12 252V251H11ZM10 252V253H11ZM16 253H18L19 254V252L17 251V249H16V251H15ZM33 252V251H32ZM36 252V251H35ZM73 252V251H72ZM104 252H106V251H104ZM112 252V251H111ZM113 252H115V251H113ZM112 252V254L114 255V253ZM127 252V251H126ZM217 252V251H216ZM3 253H4V251H3ZM9 253V255H7L6 253L4 254V255H6L7 257H5V258H11L10 256H13L12 254H10ZM13 254H14V256L16 255H18V254H15L14 252H12ZM46 253H48V252H46ZM70 253V252H69ZM77 253V252H76ZM76 253H74V254H76ZM129 253V252H128ZM128 253H124V254H128ZM135 253V252H134ZM207 253V252H206ZM234 253H236V252H234ZM247 253V252H246ZM65 254V253H64ZM63 254V255H64ZM71 254V253H70ZM79 254V253H78ZM119 254V253H118ZM120 254H121V252H120ZM213 254V253H212ZM218 254V253H217ZM250 254V253H249ZM20 255V254H19ZM48 255V254H47ZM69 255V254H68ZM107 255H109V253L107 254ZM111 255V254H110ZM126 255H123L124 257L126 256ZM139 255V254H138ZM151 255V254H150ZM239 255V254H238ZM251 255V254H250ZM9 256V257H8ZM13 256V257H14ZM81 256V255H80ZM92 256V255H91ZM131 255H130V253H129V257L128 258H131L130 257ZM133 256V258H134V255H132ZM203 256V255H202ZM222 256V254H220V257ZM12 257V260L14 261V259H15V257L13 258ZM20 257H24V256H20ZM19 256L17 257V258H20ZM47 257H50V259H51V257H52V255L51 256H47ZM60 257V256H59ZM70 257V256H69ZM90 257V256H89ZM89 257H86L87 259L89 258ZM117 257V256H116ZM120 257V256H119ZM121 257H122V255H121ZM235 257H236V255H235ZM234 257V258H235ZM247 257V256H246ZM250 257V256H249ZM29 258V257H28ZM37 258V257H36ZM36 258L34 259V260H36ZM74 258V257H73ZM76 258H77V256H76ZM79 258V257H78ZM77 258V259H78ZM86 258H84L83 260H85ZM92 258V257H91ZM95 258H97V257H94V260H95ZM110 258H111V256H110ZM127 258V257H126ZM203 258V257H202ZM237 258V257H236ZM21 259V258H20ZM41 259V258H40ZM53 259V258H52ZM76 259V260H77ZM98 259H100V258H98ZM112 259V258H111ZM125 259V258H124ZM123 259V260H124ZM238 259V258H237ZM16 260V259H15ZM37 260H39V259H37ZM36 260V261H37ZM74 260V259H73ZM81 260V259H80ZM97 260V259H96ZM107 260V259H106ZM127 260H129V259H127ZM134 260L136 261V262H138L135 258H134ZM134 260H132V261H134ZM239 260V259H238ZM20 264H22V262H20L19 260H17ZM46 261V260H45ZM44 261V262H45ZM56 261H58V260H56ZM61 261V260H60ZM70 261H72V260H70ZM75 261V260H74ZM79 261V260H78ZM87 261V260H86ZM101 261V260H100ZM104 261V260H103ZM126 261V260H125ZM237 261V260H236ZM14 262H16V261H14ZM39 262V261H38ZM76 262V261H75ZM81 262V261H80ZM79 262V263H80ZM88 262H90L89 260H88ZM95 262V261H94ZM110 262V261H109ZM109 262H106V263H108L109 264ZM114 262H117V261H114ZM238 262V261H237ZM236 262V263H237ZM254 262V261H253ZM18 263V264H19ZM50 263H52V260H51V262ZM64 263V262H63ZM86 263V262H85ZM84 263V264H85ZM97 263V262H96ZM134 263V262H133ZM219 263L220 264H224V261H222V260H220V258H219ZM251 263V262H250ZM259 264H264V258H262L259 262H258ZM16 264V263H15ZM43 264V263H42ZM53 264V263H52ZM56 264V263H55ZM59 264H62V262L61 263H59ZM66 264V263H65ZM90 264V263H89ZM93 264H95V263H93ZM129 264V263H128ZM229 264V263H228ZM240 264V263H239ZM252 264V263H251Z\"/></svg>","mask_w":264,"mask_h":264},{"label":"crops","instance_id":"0c3cea01","mask_svg":"<svg viewBox=\"0 0 264 264\" xmlns=\"http://www.w3.org/2000/svg\"><path fill=\"white\" fill-rule=\"evenodd\" d=\"M51 2H54L56 4V8L53 9L52 11L58 12V15L66 16L68 20L70 19V17H74L76 0H68V1L67 0H0V17H3L7 21L8 28H6V31L7 29H9L10 35L24 33L25 24L22 22L23 21L22 19L25 20L26 17L28 16L27 15V11H29L28 7L40 11L41 13H46V12H50L49 4ZM84 2H86V0H84ZM44 16H48V14H44ZM6 40H8L7 37ZM8 43L10 44L9 48L11 49L19 48L17 40H13L12 38H10ZM72 48L74 49V47ZM68 49H70L69 45H68ZM47 113L48 111H45V109L41 106H35L33 107L32 111H27V112L24 111L23 113L20 111H9V110L5 111V115H7L9 118L17 119L16 121H18L19 124H21V128L27 131L30 129L31 131L43 129L44 128L43 126L46 125L45 121L47 120V119L45 120L44 115H46ZM24 114H27V116H21ZM8 221L10 222L8 218H0V227L1 226L4 227L2 231L0 228V232H2L3 234L2 239L4 241H6L7 238H9L10 236L8 234V231H5L6 227L11 226V223H9ZM3 249L4 250L0 249V258L5 259V257L7 256L4 254L6 253L7 255H9L10 250L7 249L6 251L9 252H5L6 247H4Z\"/></svg>","mask_w":264,"mask_h":264}]
</instances>
